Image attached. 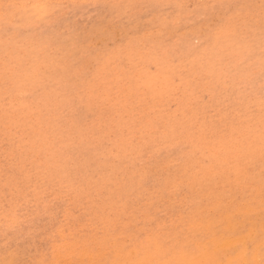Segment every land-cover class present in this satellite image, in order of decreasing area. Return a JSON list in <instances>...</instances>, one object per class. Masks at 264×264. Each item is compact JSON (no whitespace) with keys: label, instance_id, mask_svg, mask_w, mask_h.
Instances as JSON below:
<instances>
[{"label":"rangeland","instance_id":"obj_1","mask_svg":"<svg viewBox=\"0 0 264 264\" xmlns=\"http://www.w3.org/2000/svg\"><path fill=\"white\" fill-rule=\"evenodd\" d=\"M30 1L32 0H25V1L0 0L1 3L0 12L2 13L5 5L19 6L20 4L22 5L24 3L26 4L27 2L29 3L27 4V8L24 9V11H17L18 8L21 7V5L11 10L7 26H5L3 22H0V95H1L0 96V114H1L0 130L5 133L4 135L0 131L1 132L0 143H2L0 144L1 146L0 156L2 155L0 157L2 158L0 159V172H1L0 182H3L0 183V192H1L0 193V264L2 263L3 264H42V262L45 261L47 262V264H67V263L84 264L85 262L86 263L88 262L89 257H90V260L88 262L89 264L91 260H94L95 258L96 259L98 258V260H100L99 262L95 259L97 262L94 260V263L96 264L101 262H103V264H114V262L115 263L118 262V258H116L118 255L120 256V257L118 256L120 258L119 262H121L122 264H127V262L128 264H131L132 261L130 262L127 261V257H130L129 259L133 260V258L136 256V253H138L137 257L139 259L140 258L142 259L143 256L141 255L144 253L143 251L145 249H146L145 252H149V254L155 252V249L151 251L147 250L148 247L144 245L148 243L149 239L153 240L154 238L159 236H161L159 238L164 237L163 240L168 243L167 244L168 248H170V246L171 248H174V246L176 245V248L172 250L176 252L178 251L177 253L176 252L172 253L171 251H167L166 253L161 252L162 254L165 253L164 254L165 261L168 260V262L170 261L169 262L170 264H173L174 261H176L178 258L180 259L182 258L181 260L179 259L180 261L179 260L177 261L179 263L180 262L182 263L183 261H185L184 256H186L185 259L188 261L190 260V258H193V256L194 258L200 257V254H202L204 251L203 249H205L204 245L207 246L208 249L207 252L209 254L215 253L216 250L218 249H216L215 247L216 250H214L213 246L215 245H213L214 244L213 241L210 240V238L214 235H216L217 238L214 236V238L211 239L219 240L218 241L219 243L223 242L225 237L230 238L231 236L235 238L237 237L238 240L242 239L239 242L240 245L244 244L241 243L243 240H244L243 242L247 241L245 243L246 244L245 246H247L245 250V257L248 259V261L251 263L255 255L258 256L260 262L264 260V256H263L264 253L261 252V242H260L263 240L262 242L264 243V237H263L264 236V183H262L264 182V141H262L264 140V135H262L261 133V131L264 132V123L260 122L262 121V117H264L263 116L264 114H262L261 111V103H262V98H264V96H260V95H264V82H263L264 74H262L261 72L262 71L261 29L262 27H264V22H262V18H264V9L261 8L262 0H218L219 2L217 0H195V1L194 0H190V1L189 0H145V1L144 0H105V1L104 0H87V1L61 0L62 2L60 0H34L35 2L39 1V3H47L49 5L54 6L47 10V16L44 18L34 16L35 10L31 8L32 2ZM75 1L77 3H75ZM78 1L80 2L78 3ZM184 7H186V10ZM246 16H248V18ZM130 18L131 20H129ZM229 27H231L232 29ZM182 30H184L185 32ZM232 33H234V35L231 36ZM225 34L231 39L229 44L227 43L224 47H222L221 37ZM194 39H196L197 41ZM140 51L142 53H140ZM177 51L178 52L180 51L179 52L180 54H177L176 53ZM228 52L230 53L228 54ZM131 53L134 55H132ZM249 53H251V55H249ZM127 54L130 55L128 56ZM139 54H141V56ZM97 55H99V57ZM123 55H126L124 59L125 60L127 59L126 62L128 63H125L124 59L122 60ZM94 60L96 63H94ZM113 61L114 62L117 61V62L114 63ZM130 64L132 68L130 67ZM138 64L141 66H139ZM98 66H101L102 68ZM113 66H117L116 67L117 70ZM120 67H122L121 70H119ZM133 67L135 69H133ZM140 67L146 70L141 69ZM170 67L173 69H171ZM196 68L199 69L196 71ZM126 69L127 71L125 72ZM136 69L139 70L137 71ZM181 69H183V71ZM131 70L134 71L132 72ZM104 71L107 73H105ZM109 71L111 72L114 71V72H112L111 74V72ZM115 71L118 74L117 76ZM118 71L122 73L119 74ZM130 71L131 74L129 73ZM139 71L140 74H138ZM127 72L131 76H129ZM241 72L243 74H240ZM108 73L110 74V76L107 75ZM97 74L100 77H97ZM122 74H124V76ZM127 75L129 77H127ZM87 76L88 79H85V77L87 78ZM89 76L92 79H90ZM107 76H109L108 77L109 80L107 79ZM141 76L144 78H142ZM172 76L174 79L172 78ZM110 77L112 80L110 79ZM103 78H105V80H107L108 82L107 81L103 82L104 81ZM92 80H95L94 82L95 83L98 82V83L95 84ZM115 80L117 83L114 82ZM110 82L112 83L110 84ZM193 82L195 83L193 84ZM261 82H263V84ZM147 84H150L149 85L150 87H148ZM93 85L95 86L93 87ZM134 85L137 88H135ZM257 85L258 86L261 85L259 86L260 88ZM94 88H96V90H92ZM138 88L142 90H139ZM181 89L184 90L181 91ZM128 90L132 92L130 93V96ZM138 90L141 95L139 93L138 95L136 94ZM209 91L211 94L207 95ZM246 91L248 92V94H246L247 93ZM260 91H262V93ZM142 92L145 93L143 94ZM174 93L176 94L174 95ZM14 96L20 99H17ZM123 96H128V98L126 97L127 98L126 102L128 103V101H130L129 104H126V102H124L125 98ZM12 97L14 99H11ZM138 97L139 99H137ZM146 97L149 98L146 99ZM132 98L135 99V102H132L134 101ZM174 98H176L178 102L175 99V103H174L173 100ZM130 99H132V101ZM119 100H123V101H119ZM120 102L125 104H121ZM136 104L138 105L137 107H135ZM153 105L155 107L157 105L160 106V107L157 106L158 111L154 110L157 107L155 108ZM216 105L217 106L220 105V106L217 107ZM229 105L231 106L232 111L230 110V108L228 109ZM238 105L239 106L241 105V108L238 107ZM244 105L245 107L247 106V108H244ZM187 106L189 109H187ZM213 106L216 108H213ZM250 106H252V108H250ZM18 107L20 108V110L21 108H23L22 109L23 111L21 110L22 113H20ZM185 108L187 109L188 114L186 111L183 112ZM248 108L250 110L249 112L247 111ZM150 109L154 110V111L152 110L153 114H151V112L149 113V111H151ZM164 109L166 111H164ZM181 109H183L182 113H181ZM204 109L206 110L208 109V110L206 111ZM244 109H247L246 110L247 112ZM176 110H178V112ZM190 110L191 112H189ZM169 111H172V114ZM211 112H213L214 114L213 113L211 114ZM254 112L257 114H255ZM2 113H4V115ZM161 113L162 115H160ZM202 114H204V116H202ZM208 114L210 116H207ZM233 114H234V119L232 117ZM237 114H239V116ZM250 114H252L253 116L256 115L257 118L254 117V119H252L253 116ZM22 115L24 118H22ZM223 115L225 118L223 117ZM218 116H220V118H218ZM3 117H5L4 120H2ZM207 117L208 118L210 117L209 121L207 120ZM231 117L234 121L231 119ZM10 118L11 120L12 119L13 120L10 121ZM15 118L18 119L16 120ZM169 118H171V120H175L174 123L171 121L173 123V124L171 123L172 125L170 124ZM189 118L193 119L192 120L193 124L191 120H189ZM239 119L241 120V122ZM22 120H24L27 123H25ZM194 120H196V122ZM200 120L202 121L199 122ZM254 120H256L255 123ZM19 121L24 123L22 124ZM30 121L32 122V124H30L31 123ZM232 121L234 122V125ZM13 122L17 124L19 123V125L15 124L14 127ZM187 122L189 123L190 126L194 125L195 128H198L197 129L198 131L194 129L193 126L191 128L190 127L188 128L187 126L189 125ZM207 122L214 124V125H210L208 123L209 127L212 126L214 128V126H217L216 127L217 129L214 128V132H213L212 127L210 128L208 127L209 129L206 128ZM229 122H232V125ZM2 123L3 125L4 123L10 125L9 128H7L8 126L6 124H5L6 126H2ZM200 123L202 125H200ZM235 123L237 127L235 126ZM26 124L28 125L26 126ZM40 124H42V126ZM195 124L198 125L199 127L196 126ZM253 124L258 125V127L254 126ZM242 125L243 127H241ZM251 125H253L255 128L253 126L252 128ZM223 126L227 130H225L224 128L220 129ZM12 127L15 128V129L13 128L15 132L12 129ZM35 127H38L37 130ZM201 128L204 131H202ZM246 128L250 130H247ZM251 128L253 130H251ZM184 129L186 131H184ZM234 129L235 131H233ZM238 129H240V131H238ZM5 131L8 134H6ZM196 131L200 133L199 136ZM231 131L234 133V135ZM184 132L186 136L188 135V137L184 136ZM238 132L239 134L240 133L241 134L239 135ZM242 132L246 137L243 136ZM213 133L215 134V136L212 135ZM254 133H256L255 135L258 134L259 135L255 136ZM12 134L14 135L13 138L15 140H13V138H10V136L12 137ZM180 134H182L183 136ZM206 134L208 135L206 136ZM177 135H179V137H177ZM200 136H202L201 140L199 138ZM239 136H243V137L239 138ZM211 137L213 140L211 139ZM234 137H236L235 140H238V142L234 141ZM173 138L175 141L173 140ZM179 138L181 140L183 139L184 140L181 141ZM197 138H199L198 141ZM177 139H179L178 141L180 144L178 143V141H176ZM250 139L252 140L250 141ZM164 140L166 142H164ZM205 141L207 142L205 143ZM163 142L165 143L164 145ZM214 143L216 147L217 146L219 147V149L217 147L216 150H214L215 149L213 148ZM201 144L203 145L201 146ZM247 149L249 150L247 151ZM218 150L220 151L219 153ZM221 150H223V154L221 153L222 152ZM9 153L13 154L14 157H12V155L10 156ZM122 153L124 155H122ZM237 158H240V160ZM148 166H150L151 169H149ZM157 168L159 169L162 168L163 170L161 169L162 170L161 171L158 170ZM182 168H183V173H182L183 175L181 174L182 170H180ZM188 168H192V169L189 170ZM145 169H147L148 171H146ZM30 171L32 174L30 173ZM26 172L27 175H29V178L26 175ZM155 172H157L156 175ZM158 172L160 173L158 174ZM179 173L181 176L179 175ZM15 174L19 179L16 177ZM141 175L145 177L146 179L145 182H143L144 179L143 177L141 178ZM153 175L156 177H153ZM177 175L179 178L176 177ZM4 177L8 178L7 180L10 182L9 184L8 183L5 184L6 179ZM9 178L12 179L10 180ZM33 178H35L37 181ZM140 178L143 181H141ZM154 178L155 180H153ZM191 178L194 179L195 181L192 180ZM26 179L29 180L26 181ZM148 180L149 183L147 182ZM151 180L153 181L154 186H152ZM135 181L138 182L139 184L138 183L136 184ZM169 181L171 182L173 181L172 182L173 184ZM190 181H191V186L193 185V187L195 186V188L193 187L191 188ZM202 181L205 184H203ZM223 181L225 182V185ZM11 182L12 183L14 182L13 186H10V184L12 185ZM35 182L37 183L36 185ZM194 182L197 183L198 186L201 185L200 187L202 191L201 189H199L198 186H196L197 184L195 185ZM158 183H160V185ZM177 184L179 189L175 188L177 187ZM206 185H209V187ZM140 186H142L143 188L142 187L140 188ZM196 189L198 190V192ZM212 189H214L215 191ZM96 190L98 191L96 192ZM210 190H212L213 192ZM125 191L129 194H126ZM15 192H17V194ZM165 192L168 194H166ZM181 193L186 196H183ZM204 193L206 196L204 195ZM117 194L119 195V197ZM137 194L138 197H136ZM161 194L163 197H159L161 196ZM12 195L14 197H12ZM22 195H24L23 198ZM91 195H93L94 197L96 196L95 200L91 199L93 197ZM171 196L174 198H172ZM157 197H159L160 199L158 200ZM123 198H125L126 200L128 198L129 199L126 201ZM131 198L132 200L130 201ZM144 198L146 199V202L144 201L145 200ZM231 198L233 199V201H231ZM189 199H192L191 200L192 202L189 201ZM260 199L262 200V202L260 201ZM148 201L152 203L151 207H149L150 208L149 210L146 209L148 208V205H150L148 204ZM183 201L184 203H182ZM193 201H195L194 204H192ZM110 202L113 203L118 202V203H116L117 205L115 203L114 204L111 203L110 206ZM144 203L147 205H145ZM177 203L180 204V207H178L179 204ZM87 204H89L90 206ZM118 204L120 205L118 206ZM122 204H124L127 208ZM141 204L145 206L142 207ZM244 206L246 207L248 206V208L251 207V210L250 208L249 209L247 208L248 210H250V211L247 210L248 211L247 212ZM65 207L70 209V211L68 209H65ZM117 207L118 209H116ZM121 207L123 208L120 210ZM153 207L155 209H153ZM39 208L42 210V212L43 210L44 211H46V209L48 210L45 213L43 212L44 214H42ZM81 208L83 210H81ZM97 208L100 210H98ZM242 208H244L245 210H243ZM95 209L97 210L95 211ZM140 209L144 210V212L141 210L140 213ZM241 209L243 210V212ZM146 210L147 212L145 213ZM153 210L154 211L156 210L157 212L156 211L154 212ZM166 210H168L169 212ZM64 211H67L66 214L69 215V217H67V215L64 214L65 213ZM100 211L101 214H98L100 213ZM102 211L107 213L104 212L102 213ZM137 211L139 212V214ZM35 212H37L38 214ZM91 212H95V213L93 214ZM108 213L110 215H107ZM117 213L120 214L118 215ZM35 214L37 215L34 216ZM45 214L46 216H44ZM70 214H73L74 216L71 215L72 216L71 217ZM125 214H127V217H125L126 216ZM143 214L145 216H143ZM163 214L164 217H162ZM15 215L17 219L15 218ZM117 215L118 218L115 219ZM224 215L227 216V217L225 216V219L222 218ZM30 216H32L33 218ZM113 216L115 218H113ZM122 216H124L125 218H123ZM198 216L199 218H197ZM36 217L37 219H34ZM74 217L76 220L73 219ZM147 217L150 218L149 221ZM207 217H208V222L211 221L209 225L206 224ZM30 218L31 221H29ZM171 218L173 221L170 220ZM242 218L243 221L241 220ZM109 219L112 223L109 222ZM151 219L153 221H151ZM34 220L36 222H34ZM192 220L194 224L201 223L203 225L195 224L196 225L195 226L193 225ZM227 220L229 223L227 222ZM216 222H218L217 225ZM226 222L227 224L230 225V226L227 225L229 226V228L224 226L226 225ZM236 222L240 227L236 224ZM175 223L177 225H175ZM188 223L189 224L192 223V224L187 225ZM5 224L8 226H6ZM129 224H134V225L129 226ZM144 224L146 225L149 224L147 225L149 228L148 227L146 228V225ZM243 224L246 227H244ZM160 225L163 226V228L161 226L162 231L159 230ZM167 225L168 227H166ZM199 225L201 228L200 227L198 228ZM126 226L129 229H127ZM132 226L135 227L133 228ZM150 226L154 227V230ZM208 226L210 228H207ZM260 226L262 227L261 229ZM123 227H126L125 228L126 232ZM170 227L172 231L170 230ZM95 228L98 229L96 230ZM136 228L137 230L134 231V229ZM148 229L151 230V232ZM157 229L162 233H160ZM195 229L198 232L195 231ZM209 229L213 231L212 235L209 234L211 232ZM227 229H231V231L230 230L227 231ZM247 229L248 232H246ZM251 229L253 231H251ZM189 230L192 232V234L194 233V235H192L194 237L192 236L189 237L191 234ZM224 230L227 232L228 235L226 234L225 236L224 234H222V233H226ZM58 231L61 233H58ZM117 231L118 233H116ZM139 231L141 232L139 233ZM143 231H145L146 233ZM152 231L154 233L156 232L155 234L157 235H155ZM165 231H168L169 233L171 232V234ZM180 231H182L183 233L182 232L180 233ZM207 231H209V233H207ZM229 231L230 233H228ZM106 232H108L107 234H109V236L106 234ZM113 232L116 233L115 235H118V239L117 237H114ZM128 232L130 233L129 237H127L129 235ZM136 232H138L139 234ZM163 232L167 233L168 235ZM174 232H176L177 234H174ZM110 233H112V235H110ZM134 233H136L137 236ZM248 233L250 236L247 235ZM89 234L90 235L92 234L91 237H89L90 236ZM132 234L134 235L131 237ZM147 234L148 236H150L149 238L147 237ZM184 234L186 235V237H184ZM217 234L221 236H218ZM175 235H177V237ZM69 236L72 237L70 238ZM167 236H168V240H167ZM195 236H197L196 239ZM251 236H253L252 239L249 238ZM104 237H106L105 240H103ZM146 237L148 239L146 240V242H144ZM169 237L171 238V241L174 240V242L172 241L171 243ZM218 237L219 238L221 237V239H219ZM232 237L229 240L231 239L235 240ZM246 237L247 239H244ZM114 238L117 241H119V243H117V241ZM120 238L123 240L127 239L129 242L125 240L126 242L125 243ZM129 238L130 239L133 238V239L129 240ZM192 238L194 239L192 240ZM248 238L251 240H249ZM107 239L108 242L113 239L112 240L113 242L110 241L109 244L108 242H106ZM180 239L183 244L187 240L188 242H186V244L188 243V245L183 246L182 244L181 247ZM205 239L206 240L208 239L207 240L208 242ZM238 240L235 241L238 243ZM256 240L258 243L256 242ZM65 241L68 242L66 243ZM70 241H73L71 242L72 245ZM100 241L102 244L100 243ZM190 241L193 242L191 243ZM198 241L200 242L199 245L201 244V242L203 244V245L201 244L200 248H198L199 245H196L198 244L197 243ZM84 242L87 243L85 244ZM88 242L90 243L88 244ZM131 242H133V244H129ZM177 242L179 243L178 248L176 244ZM237 243L232 249L228 251L222 250L223 251L222 252L220 250L218 251L219 253L218 252L216 253L218 262H220L219 264H226L230 256L237 257L238 252H241L243 250L242 247ZM57 244L61 246H58ZM63 244H65L66 246L65 245L62 246ZM103 244H104L103 246L104 248L107 246L105 249H102L101 245ZM111 244H113L114 246H112ZM123 244H125V247L123 246ZM259 244L260 246H258ZM141 245H143L144 247ZM57 246L59 249L57 248ZM73 246L74 248H76V246L79 247L74 251V249L72 248ZM100 246L101 249L100 248L98 249V247ZM121 246L124 251L122 250L119 251V249H121ZM53 247H55V249H53ZM67 247H69L70 249L72 248L71 253L74 256L72 254H68L69 248L67 249ZM109 247H111V249L113 248L114 251H111ZM115 247L116 248L118 247V250L114 249ZM141 247H143L142 251H140V249H142ZM254 247H256V250H258L257 253ZM81 248L84 250L86 248L87 249L84 252L82 251ZM132 248H137V250L135 249L133 250ZM60 249H62V251ZM88 249L90 251L87 252ZM200 249H202V251ZM79 250L84 254H80V252H77ZM106 250L107 252H105ZM183 250H186V252ZM121 251L123 256L126 258V260H124L123 256L121 255ZM179 251H181V253ZM187 251L189 254L191 252V256L187 255ZM54 252L56 254L53 255ZM65 252L68 258H71L72 255L71 260L70 259L68 260ZM96 252L98 253L97 255L94 254ZM221 252L222 254H220ZM86 253H90L91 255ZM105 253L108 254L106 255ZM182 253H185L186 255L185 254L183 255ZM85 254L89 256L87 259L85 258L87 257L85 256ZM112 254L116 255V257L115 256L113 257ZM132 254L135 255L133 256ZM173 254L176 257H174ZM195 254L198 255L195 256ZM226 255H228L229 257L227 258ZM91 256H93L94 259L91 258ZM168 256L170 258L171 257L173 258L170 259ZM99 257L101 259H99ZM103 257L105 258L103 259ZM56 258L59 263L57 262ZM76 258L79 259L77 260ZM66 259L68 260V262H65ZM113 259L114 262L111 263ZM121 259L123 261H121ZM134 261L135 260H133V262ZM91 263L93 264V262Z\"/></svg>","mask_w":264,"mask_h":264},{"label":"bare ground","instance_id":"obj_2","mask_svg":"<svg viewBox=\"0 0 264 264\" xmlns=\"http://www.w3.org/2000/svg\"><path fill=\"white\" fill-rule=\"evenodd\" d=\"M4 1H5V0H4ZM10 1H11V0H10ZM24 1H25V0H24ZM60 1H61V0H60ZM86 1H87V0H86ZM86 1H85V2H86ZM104 1H105V0H104ZM144 1H145V0H144ZM189 1H190V0H189ZM194 1H195V0H194ZM217 1H218V0H217ZM18 2H19V1H18ZM30 2H32V4H34V3H39V1L35 2L34 0H32V1H30ZM51 2H53V1H51ZM61 2H62V1H61ZM65 2H66V1H65ZM79 2H80V1H78V3H79ZM82 2H83V1H82ZM92 2H94V1H92ZM218 2H219V1H218ZM48 3H50V2H48ZM75 3H77V2L75 1ZM83 3H84V2H83ZM177 3H178V2H177ZM183 3H184V1H183ZM193 3H195V2H193ZM193 3H192V5H193ZM197 3H198V2H197ZM203 3H205V2H203ZM0 4H1V3H0ZM27 4H29V3L27 2L26 4H25V3L22 4V5L20 4L21 7L18 8L17 11H24V9L27 8ZM180 4H181V3H180ZM20 5H19V6H20ZM111 5H112V4H111ZM111 5H110V6H111ZM174 5H175V3H174ZM188 5H189V4H188ZM195 5H196V4H195ZM215 5H216V4H215ZM181 6H182V5H181ZM185 6H186V5H185ZM90 7H91V6H90ZM188 7H189V6H188ZM206 7H207V6H206ZM184 8H185V10H186V7H184ZM199 9H200V8H199ZM200 10H201V9H200ZM1 11H2V10H1ZM12 12H13V11H12ZM96 12H97V11H96ZM102 12H103V10H102ZM181 12H182V11H181ZM0 13L2 14V12H0ZM13 13H14V12H13ZM64 13H65V12H64ZM9 16H10V15H9ZM222 16H223V15H222ZM12 17H13V16H12ZM246 17L248 18V16H246ZM246 17H245V18H246ZM250 17H251V16H250ZM186 18H188V17H186ZM241 18H242V17H241ZM251 18H252V17H251ZM11 20H12V19H11ZM74 20H75V19H74ZM79 20H80V19H79ZM129 20H131V18H130ZM144 21H145V20H144ZM150 22H151V21H150ZM176 23H177V22H176ZM84 24H85V23H84ZM226 24H227V23H226ZM161 25H162V24H161ZM177 26H178V25H177ZM187 26H188V25H187ZM200 26H201V25H200ZM231 27H232V26H231ZM231 27H229V28H231ZM189 28H190V27H189ZM181 29H182V28H181ZM190 29H191V28H190ZM201 29H202V28H201ZM226 29H227V28H226ZM231 29H232V28H231ZM156 30H157V29H156ZM161 30H162V29H161ZM202 30H203V29H202ZM234 30H235V29H234ZM145 31H146V30H145ZM152 31H153V30H152ZM182 31H184V30H182ZM235 31H236V30H235ZM137 32H138V31H137ZM137 32H136V33H137ZM159 32H160V30H159ZM184 32H185V31H184ZM137 34H138V33H137ZM144 34H146V33H144ZM156 34H157V33H156ZM156 34H155V35H156ZM172 34H173V31H172ZM186 35H187V34H186ZM232 35H234V33H232L231 36H232ZM245 35H246V34H245ZM248 35H249V33H248ZM250 35H253V34H250ZM172 36H173V35H172ZM173 38H174V37H173ZM173 38H172V39H173ZM221 38H222V41H221V45H222V47H224L227 43L229 44L230 39H231L230 37L226 36V34L223 35ZM90 40H91V39H90ZM123 40H124V39H123ZM194 40H196V39H194ZM196 41H197V40H196ZM116 42H117V41H116ZM121 42H122V41H121ZM246 42H248V41H246ZM114 43H115V42H114ZM167 43H168V42H167ZM234 43H235V40H234ZM175 44H176V43H175ZM97 45H98V44H97ZM113 45H114V44H113ZM195 45H196V44H195ZM140 46H141V45H140ZM192 46H193V45H192ZM123 47H124V46H123ZM127 47H128V46H127ZM108 49H109V48H108ZM157 49H158V48H157ZM102 51H103V50H102ZM172 51H173V50H172ZM114 52H115V51H114ZM179 52H180V51H179ZM179 52L177 51L176 53H177V54H180ZM140 53H142V52L140 51ZM173 53H175V52H173ZM229 53H230V52H228V54H229ZM97 54H99V53H97ZM131 54H132V53H131ZM127 55L129 56L130 54H127ZM132 55H134V54H132ZM139 55L141 56V54H139ZM173 55H174V54H173ZM187 55H188V54H187ZM259 55H260V54H259ZM97 56L99 57V55H97ZM112 56H113V55H112ZM125 56H126V55H123V56H122V57H123L122 60L124 59ZM135 56H138V55H135ZM200 56H201V55H200ZM106 57H107V56H106ZM106 57H105V58H106ZM169 57H171V56H169ZM103 58H104V57H103ZM126 58H127V57H126ZM129 58H130V57H129ZM3 59H4V58H3ZM3 59H2V60H3ZM180 59H181V58H180ZM197 59H199V58H197ZM201 59H202V58H201ZM96 60H97V58H96ZM105 60H107V59H105ZM124 60H125V59H124ZM126 60H127V59H126ZM126 60H125V63H128V62H126ZM183 60H184V59H183ZM203 60H204V59H203ZM100 61H101V60H100ZM142 61H143V60H142ZM181 61H182V60H181ZM92 62H93V61H92ZM97 62H98V61H97ZM108 62H109V61H108ZM113 62H114V61H113ZM115 62H117V61H115ZM115 62H114V63H115ZM121 62H123V61H121ZM162 62H163V61H162ZM191 62H192V61H191ZM94 63H96L95 60H94ZM104 63H105V62H104ZM118 63H119V62H118ZM140 63H141V61H140ZM169 63H170V62H169ZM97 64H98V63H97ZM110 64H111V62H110ZM119 64H120V63H119ZM131 64H132V63H131ZM131 64H130V67H131ZM143 64H144V63H143ZM54 65H55V64H54ZM113 65H115V64H113ZM136 65H137V64H136ZM136 65H135V67H136ZM138 65H139V64H138ZM158 65H159V64H158ZM180 65H181V64H180ZM186 65H187V64H186ZM193 65H194V64H193ZM46 66H47V65H46ZM102 66H103V65H102ZM111 66H112V65H111ZM117 66H118V64H117ZM117 66H113V67L116 68ZM139 66H141V65H139ZM170 66H171V64H170ZM190 66H191V64H190ZM204 66H205V65H204ZM98 67H101V66H98ZM113 67H112V69H113ZM126 67H127V66H126ZM130 67H129V68H130ZM146 67H147V66H146ZM208 67H210V66H208ZM237 67H238V66H237ZM13 68H15V67H13ZM101 68H102V67H101ZM109 68H110V67H109ZM115 68H114V69H115ZM121 68H122V67H120L119 70H121ZM131 68H132V67H131ZM137 68H138V67H137ZM140 68H141V67H140ZM140 68H139V69H140ZM147 68H148V67H147ZM156 68H157V67H156ZM170 68H171V67H170ZM200 68H201V67H200ZM212 68H213V67H212ZM239 68H240V67H239ZM24 69H25V68H24ZM37 69H38V68H37ZM37 69H36V70H37ZM97 69H98V68H97ZM99 69H100V68H99ZM133 69H135V68L133 67ZM139 69H136V70L138 71ZM141 69H144V68H141ZM171 69H173V68H171ZM171 69H170V70H171ZM198 69H199V68H198ZM198 69L196 68V71H197ZM207 69H208V68H207ZM210 69H211V68H210ZM44 70H45V69H44ZM100 70H101V69H100ZM116 70H117V68H116ZM144 70H146V69H144ZM144 70H142V71H144ZM160 70H161V69H160ZM181 70L183 71V69H181ZM200 70H201V69H200ZM22 71H23V70H22ZM126 71H127V69L125 70V72H126ZM131 71H132V70H131ZM131 71L129 72L130 74H131ZM133 71H134V70H133ZM133 71H132V72H133ZM161 71H162V70H161ZM164 71H165V70H164ZM182 71H181V72H182ZM204 71H205V70H204ZM27 72H28V71H27ZM104 72H105V71H104ZM109 72H111V71H109ZM112 72H114V71H112ZM112 72H111V74H112ZM261 72H262V71H261ZM19 73H20V72H19ZM97 73H98V72H97ZM105 73H107V72H105ZM115 73H116V71H115ZM118 73L121 74L122 72H119V71H118ZM129 73L127 72L128 75H129ZM134 73H135V72H134ZM136 73H138V72H136ZM170 73H171V72H170ZM256 73H257V72H256ZM102 74H103V73H102ZM138 74H140V71H139ZM143 74H144V73H143ZM161 74H162V73H161ZM180 74H181V73H180ZM206 74H207V73H206ZM240 74H243V73L241 72ZM260 74H261V73H260ZM260 74H259V75H260ZM104 75H106V74H104ZM104 75H103V76H104ZM107 75L110 76L109 73H108ZM117 75H118V74L116 73V76H117ZM122 75L124 76V74H122ZM122 75H121V76H122ZM128 75H127V77L131 76V75H129V76H128ZM134 75H135V74H134ZM183 75H184V74H183ZM259 75H258V76H259ZM84 76H85V75H84ZM103 76H102V77H103ZM109 76H107V79H108ZM132 76H133V73H132ZM169 76H170V75H169ZM255 76H256V75H255ZM97 77H100V76H98V74H97ZM111 77H113V76H111ZM111 77H110V79H111ZM118 77H119V76H118ZM141 77H142V76H141ZM141 77H140V78H141ZM153 77H154V76H153ZM174 77H175V76H174ZM247 77H249V76H247ZM89 78L92 79L90 76H89ZM120 78H122V77H120ZM137 78H138V77H137ZM137 78H136V80H137ZM142 78H144V77H142ZM148 78H150V77H148ZM172 78H173V76H172ZM194 78H195V77H194ZM250 78H251V77H250ZM85 79H88V76H87V78L85 77ZM101 79H102V78H101ZM103 79H104L103 82L107 81V80H105V78H103ZM113 79H114V78H113ZM123 79H124V78H123ZM173 79H174V78H173ZM55 80H56V79H55ZM59 80H60V79H59ZM76 80H77V79H76ZM81 80H82V79H81ZM96 80H97V79H96ZM108 80H109V79H108ZM111 80H112V79H111ZM111 80H110V81H111ZM144 80H145V79H144ZM146 80H147V79H146ZM155 80H157V79H155ZM166 80H167V79H166ZM196 80H197V79H196ZM196 80H195V82H196ZM236 80H237V79H236ZM251 80H252V79H251ZM66 81H67V80H66ZM92 81L94 82L95 80H92ZM98 81H99V80H98ZM101 81H102V80H101ZM198 81H199V80H198ZM227 81H228V80H227ZM227 81H226V82H227ZM107 82H108V81H107ZM107 82H106V83H107ZM114 82H116V80H115ZM114 82H113V83H114ZM126 82H127V81H126ZM138 82H139V81H138ZM148 82H149V81H148ZM148 82H147V83H148ZM159 82H160V81H159ZM171 82H172V81H171ZM195 82H193V84H194ZM201 82H202V80H201ZM255 82H256V81H255ZM263 82H264V81H263ZM263 82H261V83L263 84ZM64 83H65V81H64ZM70 83H71V82H70ZM75 83H76V82H75ZM94 83H95V82H94ZM97 83H98V82H96L95 84H97ZM106 83H105V84H106ZM111 83H112V82H110V84H111ZM116 83H117V82H116ZM160 83H161V82H160ZM21 84H22V83H21ZM87 84H88V83H87ZM89 84H90V83H89ZM122 84H123V83H122ZM142 84H143V83H142ZM150 84H151V83H150ZM150 84H147L148 87H150V86H149ZM158 84H159V83H158ZM158 84H155V85H158ZM172 84H173V83H172ZM185 84H186V83H185ZM191 84H192V83H191ZM135 85H136V84H135ZM135 85H134V86H135ZM153 85H154V84H153ZM163 85H164V84H163ZM220 85H221V84H220ZM78 86H79V85H78ZM85 86H86V85H85ZM94 86H95V85H93V87H94ZM96 86H97V85H96ZM134 86H133V87H134ZM144 86H145V85H144ZM161 86H162V85H161ZM161 86H160V87H161ZM184 86H185V85H184ZM186 86H187V85H186ZM196 86H197V85H196ZM234 86H235V85H234ZM241 86H242V85H241ZM257 86H258V85H257ZM259 86H261V85H259ZM259 86H258V87H259ZM74 87H77V86H74ZM80 87H81V85H80ZM90 87H91V86H90ZM123 87H124V85H123ZM127 87H128V86H127ZM127 87H126V88H127ZM130 87H131V86H130ZM173 87H174V86H173ZM179 87H180V86H179ZM228 87H230V86H228ZM65 88H66V87H65ZM65 88H64V89H65ZM96 88H97V87H96ZM96 88H94V89H92V90H96ZM135 88H137V87L135 86ZM156 88H157V87H156ZM185 88H187V87H185ZM185 88H184V89H185ZM240 88H241V87H240ZM248 88H249V86H248ZM259 88H260V87H259ZM17 89H18V88H17ZM89 89H90V88H89ZM130 89H131V88H130ZM130 89H129V90H130ZM138 89H139V88H138ZM162 89H164V88H162ZM184 89H181V91L184 90ZM245 89H247V88H245ZM251 89H252V88H251ZM251 89H250V91H251ZM14 90H15V89H14ZM14 90H13V91H14ZM85 90H86V87H85ZM123 90H124V89H123ZM129 90H128V91H129ZM135 90H136V89H135ZM139 90H142V89H139ZM139 90H138V92L136 93L137 95H138V93H139ZM143 90H144V89H143ZM188 90H189V88H188ZM227 90H228V89H227ZM235 90H236V89H235ZM261 90H262V89H261ZM15 91H16V90H15ZM15 91H14V92H15ZM18 91H19V90H18ZM106 91H107V90H106ZM128 91H126V92H128ZM152 91H153V89H152ZM212 91H213V90H212ZM10 92H11V91H10ZM75 92H76V91H75ZM87 92H88V91H87ZM89 92H90V90H89ZM93 92H94V91H93ZM133 92H134V91H133ZM140 92H141V91H140ZM179 92H180V91H179ZM197 92H198V91H197ZM202 92H203V91H202ZM246 92H247V91H246ZM256 92H257V91H256ZM260 92L262 93V91H260ZM58 93H59V92H58ZM85 93H86V91H85ZM130 93H132V92L129 91V96H130ZM142 93H143V92H142ZM144 93H145V92H144ZM144 93H143V94H144ZM184 93H185V92H184ZM195 93H196V92H195ZM261 93H259V94H261ZM22 94H24V93H22ZM25 94H27V93H25ZM126 94H127V93H126ZM136 94H135V95H136ZM139 94H140V93H139ZM175 94H176V93H174V95H175ZM193 94H194V93H193ZM208 94H211L210 91H209V93H207V95H208ZM246 94H248V92H247ZM257 94H258V93H257ZM11 95H12V93H11ZM74 95H75V94H74ZM132 95H133V94H132ZM135 95H134V96H135ZM140 95H141V94H140ZM146 95H147V94H146ZM149 95H150V94H149ZM154 95H155V94H154ZM170 95H172V94H170ZM194 95H195V94H194ZM197 95H198V94H197ZM242 95H243V93H242ZM0 96H1V95H0ZM202 96H203V95H202ZM216 96H218V95H216ZM216 96H215V97H216ZM234 96H235V95H234ZM239 96H240V95H239ZM257 96H259V95H257ZM260 96H264V95H260ZM14 97H15V96H14ZM67 97H68V96H67ZM91 97H92V96H91ZM123 97L125 98V101H124V102H126L128 96H123ZM126 97H127V98H126ZM131 97H132V96H131ZM131 97H130V98H131ZM158 97H160V96H158ZM162 97H163V96H162ZM197 97H199V96H197ZM208 97H209V96H208ZM15 98H17V97H15ZM141 98H143V97H141ZM148 98H149V97H148ZM148 98L146 97V99H148ZM150 98H151V97H150ZM152 98H153V97H152ZM155 98H156V97H155ZM176 98H177V97H176ZM176 98L173 99V100H174V103H175V99H176ZM192 98H193V97H192ZM192 98H191V99H192ZM8 99H9V96H8ZM11 99H14V98L12 97ZM17 99H20V98H17ZM94 99H95V98H94ZM94 99H93V100H94ZM98 99H99V98H98ZM132 99H133V98H132ZM132 99H130V100L132 101ZM137 99H139V97H138ZM137 99H136V100H137ZM153 99H154V98H153ZM209 99H210V98H209ZM242 99H243V97H242ZM133 100H134V101H132V102H135V99H133ZM176 100H177V99H176ZM185 100H186V99H185ZM202 100H203V98H202ZM214 100H215V99H214ZM226 100H227V99H226ZM251 100H252V98H251ZM119 101H123V100H119ZM157 101H158V100H157ZM157 101H156V102H157ZM159 101H160V100H159ZM199 101H200V100H199ZM212 101H213V100H212ZM247 101H248V100H247ZM253 101H254V100H253ZM11 102H12V101H11ZM18 102H20V101H18ZM39 102H40V101H39ZM101 102H102V101H101ZM129 102H130V101H128V103L126 102V104H129ZM136 102H137V101H136ZM142 102H143V101H142ZM177 102H178V100H177ZM192 102H193V101H192ZM210 102H211V101H210ZM225 102H226V101H225ZM240 102H241V101H240ZM251 102H252V101H251ZM45 103H46V102H45ZM120 103H121V104H125V103H122V102H120ZM139 103H140V102H139ZM196 103H197V102H196ZM207 103H208V102H207ZM217 103H218V101H217ZM246 103H247V102H246ZM246 103H245V104H246ZM248 103H249V102H248ZM98 104H99V103H98ZM101 104H102V103H101ZM105 104H106V103H105ZM118 104H119V103H118ZM140 104H141V103H140ZM158 104H159V103H158ZM186 104H187V103H186ZM192 104H193V103H192ZM192 104H191V105H192ZM194 104H195V102H194ZM239 104H240V103H239ZM242 104H243V103H242ZM250 104H251V103H250ZM1 105H2V103H1ZM10 105H12V104H10ZM159 105H160V104H159ZM159 105H157V106H159ZM188 105H189V104H188ZM220 105H221V104H220ZM220 105H218V106H220ZM233 105H234V104H233ZM247 105H248V104H247ZM33 106H34V105H33ZM46 106H47V105H46ZM46 106H45V107H46ZM107 106H108V105H107ZM137 106H138V105L136 104L135 107H137ZM153 106H154V105H153ZM157 106H156V107H157ZM189 106H190V105H189ZM195 106H196V104H195ZM195 106H194V107H195ZM216 106H217V105H216ZM218 106H217V107H218ZM226 106H227V105H226ZM259 106H260V104H259ZM19 107H20V106H19ZM19 107H18V108H19ZM154 107H155V106H154ZM154 107H153V108H154ZM156 107H155V108H156ZM159 107H160V106H159ZM164 107H165V106H164ZM166 107H167V106H166ZM178 107H179V105H178ZM192 107H193V106H192ZM197 107H198V106H197ZM204 107H205V106H204ZM210 107H211V106H210ZM221 107H223V106H221ZM238 107L241 108V105H240V106L238 105ZM161 108H162V107H161ZM167 108H168V107H167ZM167 108H166V109H167ZM190 108H191V107H190ZM208 108H209V106H208ZM213 108H216V107L213 106ZM219 108H220V107H219ZM225 108H226V107H225ZM225 108H224V109H225ZM229 108H230V110L232 111L230 105H229L228 109H229ZM232 108H233V106H232ZM236 108H237V107H236ZM236 108H234V109H236ZM244 108H247V106L245 107V105H244ZM250 108H252V106H250ZM10 109H11V108H10ZM22 109H23V108H21V110H22ZM146 109H147V108H146ZM157 109H158V107H157L156 109H154V110L156 111ZM170 109H171V108H170ZM177 109H178V108H177ZM179 109H180V108H179ZM187 109H189L188 106H187ZM187 109H186V108H185V110L181 109V113H182V110H183V112H184V111L187 112ZM222 109H223V108H222ZM222 109H221V110H222ZM238 109H239V108H238ZM18 110H20V108H19ZM21 110H20V113H22V111H23V110H22V111H21ZM144 110H145V109H144ZM150 110H151V111H149V113L151 112V114H153L152 112H153L154 110H153V109H150ZM152 110H153V111H152ZM167 110H168V109H167ZM194 110H195V109H194ZM204 110H206V109H204ZM207 110H208V109H207ZM207 110H206V111H207ZM215 110H216V109H215ZM244 110L246 111L247 109H244ZM6 111H7V109H6ZM16 111H17V110H16ZM157 111H158V110H157ZM164 111H166V110L164 109ZM176 111L178 112V110H176ZM199 111H200V110H199ZM206 111H205V112H206ZM213 111H214V110H213ZM218 111H219V110H218ZM228 111H229V110H228ZM247 111H248V112L250 111L249 108H248ZM247 111H246V112H247ZM14 112H15V111H14ZM17 112H18V111H17ZM115 112H116V111H115ZM167 112H168V111H167ZM167 112H166V113H167ZM169 112H171V114H172V111H169ZM173 112H174V110H173ZM189 112H191V110H190ZM208 112H209V111H208ZM223 112H224V111H223ZM226 112H227V111H226ZM246 112H245V113H246ZM11 113H12V112H11ZM35 113H36V112H35ZM162 113H163V112H162ZM162 113H161L160 115H162ZM195 113H196V112H195ZM202 113H204V112H202ZM212 113H213V112H211V114H212ZM229 113H230V112H229ZM231 113H233V112H231ZM254 113H255V112H254ZM254 113H253V115H254ZM2 114L4 115V113H2ZM31 114H32V113H31ZM41 114H42V113H41ZM48 114H50V113H48ZM48 114H47V115H48ZM74 114H75V113H74ZM154 114H155V112H154ZM184 114H185V113H184ZM187 114H188V112H187ZM196 114H197V113H196ZM196 114H195V115H196ZM199 114H200V112H199ZM199 114H198V115H199ZM206 114H207V113H206ZM209 114H210V113H209ZM209 114H208L207 116H210V115H211V114H210V115H209ZM213 114H214V113H213ZM215 114H216V111H215ZM224 114H225V113H224ZM241 114H242V113H241ZM255 114H257V113H255ZM0 115H1V114H0ZM14 115H15V114H14ZM14 115H13V116H14ZM16 115H17V114H16ZM23 115H24V113H23ZM23 115H22V118H24ZM189 115H191V114H189ZM226 115H227V114H226ZM235 115H236V114H235ZM237 115L239 116V114H237ZM247 115H249V114H247ZM250 115H252V114H250ZM253 115H252V116H253ZM49 116H50V115H49ZM49 116H48V117H49ZM51 116H53V115H51ZM166 116H167V115H166ZM192 116H193V115H192ZM202 116H204V114H202ZM202 116H201V117H202ZM212 116H213V115H212ZM220 116H221V114H220ZM220 116H218V118H220ZM263 116H264V115H263ZM6 117H7V114H6ZM8 117H9V116H8ZM20 117H21V116H20ZM20 117H19V118H20ZM119 117H120V115H119ZM158 117H159V116H158ZM214 117H215V116H214ZM223 117H224V115H223ZM232 117H233V119H234V114H233ZM232 117H231V119H232ZM243 117H244V116H243ZM247 117H248V116H247ZM247 117H246V118H247ZM249 117H250V116H249ZM254 117L257 118L256 115L253 116V118H252V117H251V118L254 119ZM160 118H161V117H160ZM191 118H192V117H191ZM196 118H198V117H196ZM204 118H205V117H204ZM204 118H202V119H204ZM224 118H225V117H224ZM229 118H230V117H229ZM238 118H239V117H238ZM4 119H5V117H3L2 120H4ZM6 119H7V118H6ZM15 119H16V118H15ZM17 119H18V118H17ZM17 119H16V120H17ZM169 119H170V124H171L172 122L174 123L175 120H171V118H169ZM183 119H184V118H183ZM209 119H210V117H209V118L207 117V120H208V121H209ZM214 119H215V118H214ZM231 119H230V120H231ZM233 119H232V120H233ZM240 119H241V118H240ZM240 119H239V120H240ZM7 120H8V119H7ZM12 120H13V119H12ZM12 120H11V118H10V121H12ZM19 120H20V119H19ZM45 120H46V119H45ZM184 120H185V119H184ZM184 120H183V121H184ZM189 120H191V122H192V124H193V121H192L193 119H190V118H189ZM196 120H197V119H196ZM196 120H194V121L196 122ZM227 120H228V119H227ZM230 120H229V121H230ZM239 120H238V121H239ZM241 120H242V119H241ZM241 120H240V122H241ZM250 120H251V119H250ZM260 120H261V119H260ZM22 121H24V120H22ZM27 121H28V119H27ZM154 121H155V120H154ZM171 121H172V122H171ZM179 121H180V120H179ZM197 121H198V120H197ZM201 121H202V120H200L199 122H201ZM205 121H206V120H205ZM218 121H219V119H218ZM233 121H234V120H233ZM233 121H232V122H233ZM235 121H236V120H235ZM255 121H256V120H254V123H255ZM2 122H4V121H2ZM5 122H6V120H5ZM14 122H15V121H14ZM14 122H13V125H14V127H15V124H17V123H14ZM19 122H21V121H19ZM24 122H25V121H24ZM24 122H23V123H24ZM30 122H31V121H30ZM48 122H49V121H48ZM85 122H86V121H85ZM203 122H204V121H203ZM224 122H225V121H224ZM232 122H229V123H231V125H232ZM252 122H253V121H252ZM252 122H251V123H252ZM258 122H259V121H258ZM260 122H262V121H260ZM21 123H22V122H21ZM23 123H22V124H23ZM25 123H27V122H25ZM34 123H35V122H34ZM36 123H37V121H36ZM42 123H43V122H42ZM156 123H157V122H156ZM173 123H172V124H173ZM187 123H188V122H187ZM208 123H209L210 125H214V124H213L214 121H213L212 124H211L210 122H207V124H206L207 127H206V128L209 127V126H208ZM219 123H220V122H219ZM242 123H243V122H242ZM249 123H250V122H249ZM0 124H1V121H0ZM5 124H6V123H4V125H3V123H2V126H6V125H7V124H6V125H5ZM8 124H9V123H8ZM30 124H32V122H31ZM30 124H29V125H30ZM38 124H39V123H38ZM145 124H147V123H145ZM172 124H171V125H172ZM185 124H186V123H185ZM185 124H183V125H185ZM196 124H197V123H196ZM196 124H195V125H196ZM239 124H241V123H239ZM17 125H19V123H18ZM27 125H28V124H26V126H27ZM40 125L42 126V124H40ZM40 125H39V126H40ZM186 125H187V124H186ZM188 125H189V123H188ZM200 125H202V124L200 123ZM231 125H229V126H231ZM233 125H234V122H233ZM248 125H250V124H248ZM253 125H254V124H253ZM253 125H251V127H252ZM258 125H259V123H258ZM258 125H254V126H257V127H258ZM2 126H1V127H2ZM7 126H8L7 128H9L10 125H7ZM21 126H22V125H21ZM24 126H25V125H24ZM24 126H23V127H24ZM33 126H34V125H33ZM85 126H86V125H85ZM173 126H175V125H173ZM178 126H179V125H178ZM192 126L194 127V125H192ZM192 126L189 125V126H187V127H188V128H189V127L191 128ZM196 126H198V125H196ZM204 126H205V125H204ZM227 126H228V125H227ZM235 126H236V123H235ZM254 126H253V127H254ZM14 127H12V129H13ZM187 127H186V129H187ZM198 127H199V126H198ZM210 127H212V126H210ZM210 127H209V128H210ZM216 127H217V126H214V128H216ZM236 127H237V126H236ZM236 127H235V128H236ZM239 127H240V125H239ZM239 127H238V128H239ZM241 127H243V125H242ZM246 127H247V126H246ZM253 127H252V128H253ZM2 128H3V127H2ZM2 128H1V129H2ZM17 128H18V127H17ZM24 128H25V127H24ZM24 128H23V129H24ZM27 128H28V127H27ZM35 128H36V130H37L38 127H35ZM176 128H177V126H176ZM204 128H205V127H204ZM204 128H203V129H204ZM206 128H205V129H206ZM209 128H208V129H209ZM212 128H213V127H212ZM214 128H213V132H214ZM223 128H224V126H223L222 128H220V129H223ZM227 128H228V127H227ZM230 128H232V127H230ZM252 128H251V130H253ZM254 128H255V127H254ZM14 129H15V128H14ZM14 129H13V130H14ZM194 129L197 130L198 128H195V127H194ZM208 129H207V130H208ZM216 129H217V128H216ZM216 129H215V130H216ZM224 129H225V128H224ZM243 129H244V128H243ZM246 129H247V128H246ZM5 130H6V129H5ZM16 130H17V129H16ZM18 130H20V129H18ZM123 130H124V129H123ZM166 130H167V129H166ZM192 130H193V128H192ZM199 130H200V129H199ZM201 130H202V128H201ZM211 130H212V129H211ZM225 130H227V129H225ZM247 130H250V129H247ZM0 131H1V130H0ZM6 131H7V130H6ZM6 131H5V132H6ZM8 131H9V130H8ZM11 131H12V130H11ZM30 131H31V130H30ZM168 131H169V129H168ZM175 131H178V130H175ZM184 131H186V130L184 129ZM197 131H198V130H197ZM197 131H196V132H197ZM202 131H204V130H202ZM220 131H221V130H220ZM228 131H229V130H228ZM233 131H235V129H234ZM238 131H240V129H238ZM241 131H242V130H241ZM258 131H259V130H258ZM1 132H2V131H1ZM1 132H0V134H1ZM14 132H15V130H14ZM124 132H125V131H124ZM147 132H148V131H147ZM200 132H201V131H200ZM207 132H208V131H207ZM222 132H223V131H222ZM231 132H232V131H231ZM231 132H230V133H231ZM251 132H252V131H251ZM2 133L5 135L4 132H2ZM28 133H30V132H28ZM88 133H89V131H88ZM201 133H202V132H201ZM204 133H205V132H204ZM204 133H203V134H204ZM209 133H210V130H209ZM209 133H208V134H209ZM215 133H216V132H215ZM223 133H224V132H223ZM232 133H233V132H232ZM242 133H243V132H242ZM245 133H246V132H245ZM261 133H262V131H261ZM6 134H8V133L6 132ZM13 134H14V133H13ZM13 134H12V137L10 136V138H13V136H14ZM19 134H20V133H19ZM21 134H22V133H21ZM61 134H62V132H61ZM97 134H98V133H97ZM123 134H124V133H123ZM136 134H137V133H136ZM192 134H194V133H192ZM197 134H198V136H199L200 133L197 132ZM197 134H196V135H197ZM203 134H202V135H203ZM208 134H206V136H207ZM216 134H217V133H216ZM220 134H221V133H220ZM238 134H239V132H238ZM240 134H241V133H240ZM240 134H239V135H240ZM255 134H256V133H254V135H255ZM17 135H18V134H17ZM89 135H91V134H89ZM173 135H174V134H173ZM180 135H182V134H180ZM212 135L215 136L214 133H213ZM233 135H234V133H233ZM249 135H251V134H249ZM254 135H253V136H254ZM258 135H259V134H258ZM258 135H255V136H258ZM1 136H3V135H1ZM39 136H40V135H39ZM57 136H58V135H57ZM138 136H140V135H138ZM143 136H144V135H143ZM168 136H170V135H168ZM182 136H183V135H182ZM184 136H186V135H185V132H184ZM191 136H192V135H191ZM191 136H190V137H191ZM194 136H195V135H194ZM221 136H222V135H221ZM243 136H245L244 133H243ZM243 136H239V138H240V137H243ZM4 137H5V136H4ZM17 137H18V136H17ZM49 137H50V136H49ZM141 137H142V136H141ZM177 137H179V135H177ZM186 137H188V135H187ZM195 137H196V136H195ZM204 137H205V136H204ZM222 137H223V136H222ZM222 137H221V138H222ZM236 137H237V136H236ZM236 137H234V141H237V142H238V140H235ZM245 137H246V136H245ZM262 137H263V136H262ZM2 138H3V137H2ZM6 138H9V137H6ZM28 138H29V137H28ZM33 138H34V137H33ZM171 138H172V135H171ZM199 138H200V140H201L202 136H200ZM199 138H197V141H198ZM221 138H218V139H221ZM227 138H229V137H227ZM231 138H233V137H231ZM250 138H251V137H250ZM252 138H253V137H252ZM257 138H258V137H257ZM30 139H31V138H30ZM169 139H170V138H169ZM169 139H168V140H169ZM175 139H176V138H175ZM179 139H180V138H179ZM179 139H177L176 141H178ZM182 139H183V138H182ZM187 139H188V138H187ZM189 139H190V138H189ZM192 139H193V138H192ZM195 139H196V138H195ZM211 139H212V137H211ZM225 139H226V138H225ZM241 139H242V138H241ZM241 139H240V140H241ZM7 140H8V139H7ZM13 140H15V139L13 138ZM22 140H23V139H22ZM32 140H33V139H32ZM165 140H166V139H165ZM165 140H164V142H166ZM170 140H171V139H170ZM173 140H174V138H173ZM180 140H181V139H180ZM183 140H184V139H183ZM183 140H181V141H183ZM202 140H203V139H202ZM204 140H205V139H204ZM206 140H207V139H206ZM212 140H213V139H212ZM242 140H243V139H242ZM244 140H245V139H244ZM251 140H252V139H250V141H251ZM11 141H12V140H11ZM27 141H28V140H27ZM76 141H77V140H76ZM147 141H148V140H147ZM171 141H172V140H171ZM174 141H175V140H174ZM174 141H173V142H174ZM181 141H180V142H181ZM187 141H188V140H187ZM191 141H192V140H191ZM219 141H220V140H219ZM224 141H225V140H224ZM226 141H227V140H226ZM232 141H233V140H232ZM262 141H264V140H262ZM0 142H1V141H0ZM2 142H3V140H2ZM9 142H10V140H9ZM23 142H24V141H23ZM33 142H34V141H33ZM36 142H37V140H36ZM164 142H163V145L165 144ZM200 142H201V141H200ZM200 142H199V143H200ZM203 142H204V141H203ZM206 142H207V141H205V143H206ZM213 142H214V141H213ZM15 143H16V142H15ZM55 143H56V142H55ZM116 143H117V142H116ZM158 143H159V142H158ZM178 143H179V141H178ZM205 143H204V146H205ZM228 143H229V142H228ZM243 143H244V142H243ZM0 144H2V143H0ZM9 144H10V143H9ZM101 144H102V143H101ZM136 144H137V143H136ZM166 144H167V143H166ZM171 144H172V142H171ZM179 144H180V143H179ZM218 144H220V143H218ZM222 144H223V143H222ZM250 144H251V143H250ZM11 145H12V144H11ZM21 145H22V144H21ZM35 145H36V144H35ZM160 145H161V144H160ZM202 145H203V144H201V146H202ZM225 145H226V144H225ZM228 145H229V144H228ZM234 145H235V144H234ZM239 145H240V143H239ZM8 146H10V145H8ZM24 146H25V145H24ZM166 146H167V145H166ZM197 146H198V145H197ZM197 146H196V147H197ZM204 146H203V147H204ZM221 146H222V145H221ZM252 146H254V145H252ZM0 147H1V146H0ZM38 147H39V146H38ZM41 147H42V146H41ZM49 147H50V146H49ZM176 147H177V146H176ZM190 147H192V146H190ZM194 147H195V146H194ZM194 147H193V148H194ZM208 147H209V146H208ZM208 147H207V148H208ZM212 147H213V146H212ZM217 147H218V146H217ZM217 147L215 146V143H214V147H213V148H215L214 150H216ZM250 147H251V146H250ZM9 148H10V147H9ZM9 148H8V150H9ZM34 148H35V147H34ZM50 148H51V147H50ZM116 148H117V147H116ZM210 148H211V147H210ZM221 148H222V147H221ZM221 148H220V149H221ZM244 148H245V147H244ZM19 149H20V148H19ZM44 149H45V148H44ZM119 149H120V148H119ZM121 149H122V148H121ZM123 149H124V148H123ZM131 149H132V148H131ZM131 149H130V150H131ZM183 149H184V148H183ZM218 149H219V147H218ZM242 149H243V148H242ZM104 150H105V149H104ZM112 150H113V149H112ZM211 150H213V149H211ZM236 150H237V149H236ZM248 150H249V149H247V151H248ZM17 151H18V150H17ZM17 151H16V152H17ZM51 151H52V150H51ZM221 151H222L221 153L223 154V150H221ZM224 151H225V150H224ZM228 151H229V150H228ZM245 151H246V150H245ZM251 151H252V150H251ZM117 152H118V151H117ZM126 152H127V151H126ZM128 152H129V151H128ZM211 152H213V151H211ZM219 152H220V151L218 150V153H219ZM0 153H1V152H0ZM11 153H12V151H11ZM11 153H9L10 156L12 155V157H14L13 154H11ZM45 153H46V152H45ZM132 153H133V151H132ZM147 153H148V152H147ZM224 153H225V152H224ZM4 154H5V153H4ZM112 154H113V153H112ZM203 154H204V152H203ZM211 154H213V153H211ZM239 154H240V153H239ZM243 154H244V153H243ZM15 155H16V154H15ZM17 155H18V153H17ZM122 155H124V154L122 153ZM174 155H175V154H174ZM250 155H251V154H250ZM1 156H2V155H1ZM1 156H0V157H1ZM8 156H9V155H8ZM33 156H34V155H33ZM144 156H145V155H144ZM67 157H68V156H67ZM153 157H154V156H153ZM161 157H162V156H161ZM165 157H166V156H165ZM165 157H164V158H165ZM168 157H169V156H168ZM183 157H184V156H183ZM224 157H225V156H224ZM238 157H239V156H238ZM19 158H20V157H19ZM68 158H69V157H68ZM141 158H142V157H141ZM156 158H157V157H156ZM177 158H178V157H177ZM240 158H241V157H240ZM240 158H237V159L240 160ZM0 159H2V158H0ZM5 159H6V158H5ZM79 159H80V158H79ZM121 159H122V158H121ZM143 159H144V158H143ZM181 159H182V158H181ZM185 159H186V158H185ZM231 159H232V158H231ZM234 159H235V158H234ZM59 160H60V159H59ZM127 160H128V159H127ZM165 160H166V159H165ZM235 160H236V159H235ZM6 161H7V160H6ZM156 161H157V160H156ZM156 161H155V162H156ZM171 161H172V160H171ZM257 161H258V160H257ZM260 161H261V160H260ZM157 162H158V161H157ZM186 162H187V161H186ZM186 162H185V163H186ZM261 162H262V161H261ZM261 162H260V163H261ZM21 163H22V162H21ZM27 163H28V162H27ZM11 164H12V163H11ZM11 164H10V165H11ZM17 164H18V163H17ZM25 164H26V163H25ZM30 164H31V163H30ZM159 164H160V163H159ZM196 164H197V163H196ZM196 164H195V165H196ZM238 164H239V163H238ZM251 164H252V163H251ZM6 165H7V164H6ZM153 165H154V163H153ZM166 165H167V164H166ZM175 165H176V164H175ZM192 165H194V164H192ZM258 165H259V164H258ZM13 166H14V165H13ZM13 166H12V167H13ZM24 166H25V165H24ZM53 166H54V165H53ZM59 166H60V165H59ZM163 166H164V165H163ZM197 166H198V165H197ZM1 167H2V166H1ZM6 167H7V166H6ZM8 167H9V166H8ZM10 167H11V166H10ZM17 167H18V166H17ZM33 167H34V166H33ZM160 167H161V166H160ZM165 167H167V166H165ZM169 167H170V166H169ZM185 167H187V166H185ZM188 167H189V166H188ZM198 167H199V166H198ZM221 167H222V166H221ZM4 168H5V167H4ZM34 168H35V167H34ZM73 168H74V167H73ZM129 168H130V167H129ZM135 168H136V167H135ZM143 168H146V167H143ZM148 168L151 169L150 166H148ZM162 168H163V167H162ZM162 168H160V169L157 168V169H158V170H161ZM29 169H30V168H29ZM54 169H55V168H54ZM126 169H127V168H126ZM163 169H164V168H163ZM163 169H162V170H163ZM177 169H179V168H177ZM188 169L191 170L192 168H188ZM10 170H11V169H10ZM74 170H75V169H74ZM77 170H78V169H77ZM136 170H137V169H136ZM140 170H141V169H140ZM142 170H143V169H142ZM145 170L148 171L147 169H145ZM145 170H144V172H145ZM162 170H161V171H162ZM180 170H182V172H181V174H182V173H183V168L180 169ZM246 170H247V169H246ZM19 171H20V170H19ZM41 171H42V170H41ZM177 171H178V170H177ZM184 171H185V168H184ZM186 171H187V170H186ZM209 171H210V170H209ZM21 172H22V171H21ZM54 172H55V171H54ZM136 172H139V171H136ZM142 172H143V171H142ZM149 172H150V171H149ZM149 172H148V173H149ZM179 172H180V171H179ZM220 172H221V171H220ZM0 173H1V172H0ZM30 173H31V171H30ZM57 173H58V172H57ZM120 173H121V172H120ZM127 173H128V172H127ZM148 173H147V175H148ZM150 173H151V172H150ZM156 173H157V172H155V175H156ZM159 173H160V172H158V174H159ZM168 173H169V172H168ZM175 173H176V172H175ZM184 173H185V172H184ZM190 173H191V172H190ZM190 173H189V174H190ZM194 173H195V172H194ZM8 174H9V173H8ZM16 174H17V173H16ZM16 174H15V175H16ZM19 174H21V173H19ZM22 174H23V173H22ZM24 174H25V173H24ZM28 174H29V172H28ZM31 174H32V173H31ZM33 174H34V173H33ZM42 174H43V173H42ZM44 174H45V173H44ZM141 174H142V173H141ZM145 174H146V172H145ZM152 174H154V173H152ZM195 174H196V173H195ZM227 174H229V173H227ZM249 174H250V173H249ZM1 175H2V174H1ZM5 175H7V174H5ZM11 175H12V173H11ZM26 175H27V172H26ZM37 175H38V174H37ZM126 175H127V174H126ZM147 175H146V176H147ZM149 175H151V174H149ZM163 175H164V174H163ZM179 175H180V173H179ZM182 175H183V174H182ZM191 175H193V174H191ZM191 175H190V176H191ZM3 176H4V175H3ZM18 176H19V175H18ZM27 176H28V178H29V175H27ZM27 176H26V178H27ZM44 176H45V175H44ZM117 176H118V175H117ZM159 176H160V175H159ZM180 176H181V175H180ZM224 176H225V175H224ZM226 176H227V175H226ZM230 176H231V175H230ZM9 177H10V176H9ZM14 177H15V176H14ZM14 177H13V178H14ZM16 177H17V175H16ZM16 177H15V178H16ZM20 177H21V176H20ZM41 177H42V176H41ZM133 177H134V175H133ZM142 177H143V176L141 175V178H142ZM148 177H149V176H148ZM153 177H156V176L153 175ZM162 177H163V176H162ZM176 177L179 178L178 175H177ZM176 177H175V178H176ZM187 177H188V176H187ZM191 177H192V176H191ZM207 177H208V176H207ZM227 177H228V176H227ZM252 177H253V176H252ZM4 178H5V177H4ZM17 178H18V177H17ZM118 178H119V177H118ZM131 178H132V176H131ZM141 178H140V180H141ZM175 178H174V179H175ZM210 178H211V177H210ZM230 178H231V177H230ZM250 178H251V177H250ZM5 179H6V180H5V184H6V183L9 184L10 182L7 180L8 178L6 177ZM9 179L11 180L12 178H9ZM18 179H19V178H18ZM23 179H24V178H23ZM33 179H35V178H33ZM38 179H39V177H38ZM54 179H55V178H54ZM54 179H53V180H54ZM62 179H63V178H62ZM123 179H124V178H123ZM138 179H139V178H138ZM143 179H144V181H143V180H141V181L145 182V181H146L145 177H143ZM147 179H148V178H147ZM156 179H157V178H156ZM174 179H173V181H174ZM191 179H192V178H191ZM191 179H190V180H191ZM235 179H236V178H235ZM251 179H252V178H251ZM3 180H4V179H3ZM20 180H21V179H20ZM27 180H29V179H26V181H27ZM35 180H36V179H35ZM121 180H122V179H121ZM149 180H150V179H149ZM149 180L147 181L148 183H149ZM153 180H155V178H154ZM159 180H161V179H159ZM192 180H194V179H192ZM192 180H191V181H192ZM228 180H229V179H228ZM253 180H254V179H253ZM6 181H8V182H6ZM21 181H22V180H21ZM36 181H37V180H36ZM118 181H119V180H118ZM141 181H140V182H141ZM166 181H167V180H166ZM173 181H172V182H173ZM191 181H190V186H191ZM194 181H195V180H194ZM213 181H214V180H213ZM232 181H233V180H232ZM66 182H67V181H66ZM72 182H73V181H72ZM135 182H136V181H135ZM169 182H171V181H169ZM172 182H171V183H172ZM202 182H203V181H202ZM223 182H224V181H223ZM227 182H228V181H227ZM0 183H3V182H0ZM11 183H12V182H11ZM13 183H14V182H13ZM13 183H12V185L10 184V186H13ZM16 183H17V182H16ZM18 183H19V182H18ZM26 183H27V182H26ZM114 183H115V182H114ZM137 183H138V182H136V184H137ZM151 183H152V186H154L152 180H151ZM164 183H166V182H164ZM164 183H163V184H164ZM167 183H168V182H167ZM175 183H176V182H175ZM178 183H179V182H178ZM186 183H187V182H186ZM194 183H195V182H194ZM198 183H199V182H198ZM221 183H222V182H221ZM228 183H229V182H228ZM252 183H253V182H252ZM259 183H260V182H259ZM262 183H264V182H262ZM5 184H4V185H5ZM36 184H37V183L35 182V185H36ZM47 184H48V183H47ZM90 184H91V183H90ZM119 184H120V183H119ZM122 184H123V183H122ZM138 184H139V183H138ZM141 184H142V183H141ZM156 184H157V183H156ZM158 184L160 185V183H158ZM172 184H173V183H172ZM188 184H189V183H188ZM192 184H193V183H192ZM196 184H197V183H195V185H196ZM203 184H205V183L203 182ZM203 184H202V185H203ZM229 184H230V183H229ZM234 184H235V183H234ZM234 184H233V185H234ZM254 184H255V183H254ZM15 185H17V184H15ZM53 185H54V184H53ZM108 185H109V184H108ZM134 185H135V184H134ZM199 185H200V184H199ZM219 185H220V184H219ZM224 185H225V182H224ZM227 185H228V184H227ZM230 185H231V184H230ZM235 185H236V184H235ZM2 186H3V185H2ZM2 186H1V187H2ZM5 186H6V185H5ZM93 186H94V185H93ZM93 186H92V187H93ZM124 186H125V185H124ZM136 186H137V185H136ZM146 186H148V185H146ZM190 186H189V187H190ZM196 186H198V184H197ZM200 186H201V185H200ZM200 186H198L199 189H201ZM204 186H205V185H204ZM204 186H203V187H204ZM206 186L209 187V185H206ZM210 186H211V185H210ZM217 186H218V185H217ZM8 187H9V186H8ZM51 187H52V186H51ZM54 187H55V186H54ZM62 187H63V186H62ZM82 187H83V186H82ZM128 187H129V185H128ZM138 187H139V186H138ZM138 187H136V188H138ZM141 187H142V186H140V188H141ZM192 187H193V185L191 186V188H192ZM214 187H215V185H214ZM223 187H224V186H223ZM232 187H233V186H232ZM234 187H235V186H234ZM246 187H247V186H246ZM15 188H16V187H15ZM78 188H79V187H78ZM96 188H97V187H96ZM142 188H143V187H142ZM171 188H172V187H171ZM173 188H174V187H173ZM175 188L179 189V188H178V184H177V187H175ZM175 188H174V189H175ZM193 188H195V186H194ZM229 188H231V187H229ZM8 189H9V188H8ZM10 189H11V187H10ZM10 189H9V190H10ZM19 189H22V188H19ZM46 189H47V188H46ZM49 189H50V188H49ZM49 189H48V190H49ZM51 189H52V188H51ZM80 189H81V188H80ZM117 189H118V188H117ZM117 189H116V190H117ZM133 189H134V188H133ZM147 189H148V188H147ZM151 189H152V188H151ZM180 189H181V188H180ZM239 189H240V188H239ZM14 190H15V189H14ZM25 190H26V189H25ZM44 190H45V189H44ZM190 190H191V189H190ZM196 190H197V189H196ZM212 190H214V189H212ZM212 190H210V191H212ZM222 190H224V189H222ZM251 190H252V188H251ZM17 191H18V190H17ZM21 191H22V190H21ZM68 191H69V190H68ZM97 191H98V190H96V192H97ZM130 191H133V190H130ZM136 191H137V190H136ZM178 191H179V190H178ZM187 191H188V190H187ZM201 191H202V189H201ZM214 191H215V190H214ZM11 192H12V190H11ZM18 192H19V191H18ZM23 192H24V191H23ZM60 192H61V191H60ZM92 192H93V191H92ZM125 192H126V191H125ZM128 192H129V191H128ZM138 192H139V191H138ZM138 192H137V193H138ZM189 192H190V191H189ZM197 192H198V190H197ZM203 192H204V190H203ZM212 192H213V191H212ZM212 192H211V193H212ZM0 193H1V192H0ZM8 193H9V191H8ZM15 193L17 194V192H15ZM24 193H25V192H24ZM26 193H27V192H26ZM28 193H29V192H28ZM36 193H37V192H36ZM39 193H40V192H39ZM50 193H51V192H50ZM68 193H69V192H68ZM82 193H83V192H82ZM148 193H149V192H148ZM165 193H166V192H165ZM179 193H180V192H179ZM215 193H216V192H215ZM12 194H13V192H12ZM22 194H23V193H22ZM69 194H70V193H69ZM118 194H119V192H118ZM118 194H117V195H118ZM126 194H129V193L126 192ZM135 194H136V193H135ZM135 194H134V195H135ZM166 194H168V193H166ZM170 194H171V193H170ZM181 194H182V193H181ZM181 194H180V195H181ZM209 194H210V193H209ZM228 194H229V192H228ZM232 194H233V193H232ZM24 195H25V194H24ZM24 195H22V198H23ZM35 195H36V194H35ZM54 195H55V193H54ZM56 195H57V193H56ZM105 195H106V194H105ZM115 195H116V194H115ZM124 195H125V194H124ZM182 195H183V194H182ZM204 195H205V193H204ZM207 195H208V194H207ZM212 195H214V194H212ZM18 196H19V195H18ZM18 196H16V197H18ZM20 196H21V195H20ZM59 196H60V194H59ZM91 196H93V195H91ZM91 196H90V197H91ZM164 196H165V195H164ZM183 196H186V195H183ZM187 196H188V195H187ZM205 196H206V195H205ZM210 196H211V195H210ZM221 196H222V195H221ZM229 196H230V195H229ZM241 196H242V195H241ZM12 197H14V196L12 195ZM52 197H53V196H52ZM68 197H69V196H68ZM76 197H77V196H76ZM82 197H83V196H82ZM84 197H85V196H84ZM93 197H94V196H93ZM93 197H92L91 199H94V200H95V197H96V196H95L94 198H93ZM99 197H101V196H99ZM111 197H112V196H111ZM114 197H115V196H114ZM118 197H119V195H118ZM121 197H122V196H121ZM126 197H127V195H126ZM136 197H138V194H137ZM136 197H135V198H136ZM142 197H143V196H142ZM159 197H163L162 194H161V196H159ZM159 197H157L158 200L160 199ZM171 197H172V196H171ZM247 197H248V196H247ZM3 198H4V196H3ZM71 198H72V196H71ZM102 198H103V197H102ZM102 198H100V199H102ZM146 198H147V197H146ZM172 198H174V197H172ZM180 198H182V197H180ZM1 199H2V198H1ZM36 199H38V198H36ZM53 199H54V198H53ZM55 199H56V198H55ZM119 199H120V198H119ZM123 199H125V198H123ZM128 199H129V198H128ZM128 199H127V200H128ZM144 199H145V198H144ZM184 199H185V198H184ZM184 199H183V200H184ZM186 199H187V198H186ZM23 200H24V199H23ZM39 200H40V199H39ZM58 200H59V199H58ZM81 200H82V199H81ZM98 200H99V199H98ZM112 200H114V199H112ZM125 200H126V199H125ZM125 200H124V201H125ZM127 200H126V201H127ZM131 200H132V198L130 199V201H131ZM147 200H148V199H147ZM149 200H151V199H149ZM158 200H157V201H158ZM180 200H181V199H180ZM191 200H192V199H189V201H191ZM229 200H230V199H229ZM36 201H37V200H36ZM56 201H57V200H56ZM56 201H55V203H56ZM75 201H76V200H75ZM96 201H97V200H96ZM96 201H95V202H96ZM144 201L146 202V199H145ZM231 201H233L232 198H231ZM260 201L262 202L261 199H260ZM9 202H10V201H9ZM37 202H38V201H37ZM62 202H63V201H62ZM69 202H70V201H69ZM90 202H91V201H90ZM180 202H181V201H180ZM191 202H192V201H191ZM194 202H195V201H193L192 204H194ZM226 202H228V201H226ZM229 202H230V201H229ZM27 203H28V202H27ZM70 203H71V202H70ZM79 203H80V202H79ZM85 203H86V201H85ZM99 203H102V202H99ZM99 203H98V204H99ZM103 203H104V202H103ZM111 203H113V202H110V206H111ZM114 203L116 204V203H118V202H114ZM114 203H113V204H114ZM119 203H121V202H119ZM161 203H162V202H161ZM169 203H170V202H169ZM182 203H184V201H183ZM182 203H181V205H182ZM212 203H214V202H212ZM1 204H2V203H1ZM35 204H36V203H35ZM42 204H43V203H42ZM48 204H50V203H48ZM60 204H62V203H60ZM98 204H97V205H98ZM125 204H127V203H125ZM144 204H145V203H144ZM148 204H150V205H148V208L145 207L147 210L150 209L149 207H151V204H152V203H150V202L148 201ZM177 204H179V203H177ZM186 204H187V203H186ZM227 204H228V203H227ZM234 204H235V203H234ZM242 204H243V203H242ZM261 204H262V203H261ZM19 205H20V204H19ZM67 205H68V204H67ZM75 205H76V204H75ZM84 205H85V204H84ZM87 205H89V204H87ZM92 205H93V204H92ZM102 205H103V204H102ZM116 205H117V204H116ZM119 205H120V204H118V206H119ZM122 205L125 206L124 204H122ZM129 205H131V204H129ZM145 205H147V204H145ZM145 205H144V206H145ZM224 205H225V204H224ZM46 206H47V204H46ZM53 206H54V205H53ZM64 206H65V205H64ZM70 206H71V205H70ZM89 206H90V205H89ZM94 206H95V205H94ZM114 206H115V205H114ZM127 206H128V205H127ZM139 206H140V205H139ZM141 206L144 207L142 204H141ZM157 206H158V205H157ZM253 206H254V205H253ZM18 207H20V206H18ZM48 207H49V206H48ZM48 207H47V208H48ZM51 207H52V206H51ZM66 207H68V206H66ZM66 207H65V209H68V208H66ZM72 207H73V206H72ZM72 207H71V208H72ZM100 207H101V206H100ZM100 207H99V208H100ZM115 207H116V206H115ZM125 207H126V206H125ZM125 207H124V208H125ZM128 207H129V206H128ZM130 207H131V206H130ZM136 207H137V205H136ZM142 207H141V208H142ZM178 207H180V204H179ZM182 207H183V206H182ZM237 207H238V206H237ZM244 207H245L246 211H247L249 208H250V210H251V207H249V208H248V206H247V207L244 206ZM255 207H256V206H255ZM1 208H2V207H1ZM40 208H41V206H40ZM40 208H39V209H40ZM63 208H64V207H63ZM69 208H70V207H69ZM122 208H123V207H121L120 210H121ZM126 208H127V207H126ZM163 208H164V207H163ZM167 208H168V207H167ZM167 208H166V209H167ZM247 208H248V209H247ZM259 208H260V207H259ZM35 209H36V208H35ZM76 209H77V208H76ZM86 209H87V207H86ZM89 209H90V208H89ZM97 209H98V208H97ZM97 209H95V211H96ZM116 209H118V207H117ZM116 209H115V210H116ZM138 209H139V208H138ZM138 209H137V210H138ZM153 209H155V208L153 207ZM181 209H182V208H181ZM227 209H228V208H227ZM242 209L245 210L244 208H242ZM242 209H241V210H242ZM40 210H41V209H40ZM47 210H48V209H46V211H47ZM68 210L70 211V209H68ZM81 210H83V209L81 208ZM84 210H85V209H84ZM98 210H100V209H98ZM101 210H102V209H101ZM115 210H114V211H115ZM125 210H126V209H125ZM141 210H142V209H140V213H141ZM147 210L145 211V213L147 212ZM160 210H161V209H160ZM168 210H169V209H168ZM168 210H166V211H168ZM208 210H209V209H208ZM213 210H214V208H213ZM243 210H242V212H243ZM250 210H248V211H250ZM1 211H2V209H1ZM35 211H36V210H35ZM46 211L43 210L44 213H45ZM54 211H55V210H54ZM75 211H76V210H75ZM75 211H74V212H75ZM78 211H79V210H78ZM89 211H92V210H89ZM107 211H110V210H107ZM122 211H123V210H122ZM130 211H131V210H130ZM142 211L144 212V210H142ZM153 211H154V210H153ZM155 211H156V210H155ZM155 211H154V212H155ZM163 211H164V210H163ZM210 211H211V209H210ZM237 211H238V210H237ZM246 211H245V212H246ZM248 211H247V212H248ZM4 212H5V211H4ZM12 212H13V211H12ZM12 212H11V213H12ZM23 212H25V211H23ZM37 212H38V211H37ZM37 212H35V213H37ZM40 212H42V210H41ZM43 212H42V214H44ZM64 212H65L64 214L67 215V214H66L67 211H64ZM103 212H104V211H102V213H103ZM115 212H116V211H115ZM137 212H138V211H137ZM156 212H157V211H156ZM159 212H160V211H159ZM161 212H162V211H161ZM168 212H169V211H168ZM235 212H236V211H235ZM79 213H80V212H79ZM81 213H82V212H81ZM91 213L94 214L95 212H91ZM104 213H107V212H104ZM209 213H210V212H209ZM232 213H233V212H232ZM236 213H237V212H236ZM236 213H235V214H236ZM240 213H241V212H240ZM21 214H22V213H21ZM37 214H38V213H37ZM37 214H35L34 216H36ZM42 214H41V215H42ZM48 214H49V213H48ZM86 214H89V213H86ZM98 214H101V211H100V213H98ZM113 214H114V213H113ZM113 214H111V215H113ZM117 214L119 215L120 213H117ZM138 214H139V212H138ZM148 214H149V213H148ZM156 214H157V213H156ZM181 214H182V213H181ZM206 214H207V213H206ZM213 214H214V213H213ZM216 214H217V213H216ZM216 214H215V215H216ZM244 214H245V213H244ZM39 215H40V214H39ZM71 215H73V214H70V216H71ZM76 215H77V213H76ZM79 215H80V214H79ZM79 215H78V216H79ZM102 215H103V214H102ZM107 215H110V214L108 213ZM115 215H116V214H115ZM118 215H117L116 218L113 216V218L117 219V218H118ZM125 215H126L125 217H127V214H125ZM129 215H130V213H129ZM135 215H136V214H135ZM140 215H141V214H140ZM140 215H139V216H140ZM146 215H147V214H146ZM150 215H151V214H150ZM165 215H166V214H165ZM179 215H180V214H179ZM179 215H178V216H179ZM195 215H196V214H195ZM236 215H237V214H236ZM257 215H258V214H257ZM44 216H46V214H45ZM73 216H74V215H73ZM84 216H85V215H84ZM95 216H96V215H95ZM131 216H133V215H131ZM137 216H138V215H137ZM143 216H145V215L143 214ZM169 216H170V215H169ZM225 216H226V215H224L222 218L225 219ZM237 216H238V215H237ZM30 217H32V216H30ZM39 217H41V216H39ZM39 217H38V218H39ZM42 217H43V216H42ZM67 217H69V215H67ZM71 217H72V216H71ZM90 217H92V216H90ZM90 217H89V218H90ZM102 217H103V216H102ZM122 217L125 218L124 216H122ZM141 217H142V216H141ZM150 217H151V216H150ZM156 217H157V216H156ZM162 217H164V214H163ZM179 217H180V216H179ZM200 217H201V216H200ZM226 217H227V216H226ZM15 218H16V215H15ZM32 218H33V217H32ZM78 218H79V217H78ZM93 218H94V217H93ZM93 218H91V219H93ZM104 218H105V217H104ZM106 218H107V217H106ZM119 218H120V217H119ZM143 218H144V217H143ZM143 218H142V219H143ZM147 218H148V217H147ZM147 218H146V220H147ZM151 218H152V217H151ZM158 218H159V217H158ZM177 218H178V217H177ZM181 218H182V216H181ZM181 218H180V219H181ZM197 218H199V216H198ZM197 218H196V219H197ZM222 218H221V220H222ZM239 218H240V217H239ZM239 218H238V219H239ZM16 219H17V218H16ZM34 219H37V217L34 218ZM65 219H66V218H65ZM68 219H69V218H68ZM73 219H75V217H74ZM85 219H86V218H85ZM91 219H90V220H91ZM132 219H133V217H132ZM138 219H139V218H138ZM142 219H141V220H142ZM149 219H150V218H148V221H149ZM173 219H174V218H173ZM180 219H179V220H180ZM191 219H192V218H191ZM227 219H228V218H227ZM231 219H232V218H231ZM20 220H21V219H20ZM20 220H19V222H20ZM75 220H76V219H75ZM100 220H101V218H100ZM136 220H137V219H136ZM156 220H157V219H156ZM170 220H172V218H171ZM179 220H178V221H179ZM221 220H220V221H221ZM241 220L243 221V218H242ZM22 221H23V220H22ZM29 221H31V218H30ZM38 221H40V220H38ZM82 221H83V220H82ZM104 221H105V220H104ZM107 221H108V220H107ZM112 221H113V220H112ZM114 221H115V220H114ZM129 221H130V219H129ZM137 221H138V220H137ZM137 221H136V222H137ZM151 221H153V220L151 219ZM172 221H173V220H172ZM247 221H248V220H247ZM34 222H36V221L34 220ZM92 222H93V221H92ZM92 222H91V223H92ZM99 222H100V221H99ZM109 222H111L110 219H109ZM119 222H120V221H119ZM157 222H158V221H157ZM163 222H164V220H163ZM163 222H162V223H163ZM198 222H199V221H198ZM227 222H228V220H227ZM227 222H226V225H224V226L229 228L230 225L227 224ZM239 222H240V220H239ZM249 222H250V221H249ZM1 223H2V222H1ZM5 223H6V222H5ZM8 223H11V222H8ZM8 223H7V224H8ZM85 223H86V222H85ZM111 223H112V222H111ZM111 223H110V224H111ZM124 223H125V222H124ZM138 223H139V222H138ZM159 223H161V222H159ZM169 223H171V222H169ZM169 223H168V224H169ZM192 223H193V220H192ZM192 223H190V224H192ZM210 223H211V221L208 222V217H207L206 224L209 225ZM217 223H218V222H216V225H217ZM220 223H221V222H220ZM220 223H219V224H220ZM228 223H229V222H228ZM230 223H231V222H230ZM259 223H260V222H259ZM42 224H43V223H42ZM89 224H90V223H89ZM125 224H126V223H125ZM125 224H124V225H125ZM134 224H137V223H134ZM134 224H129V226L134 225ZM142 224H143V221H142ZM190 224L188 223L187 225H190ZM195 224H196V225H198V224L203 225V224H201V223H195ZM195 224L193 223V225H195ZM221 224H222V223H221ZM224 224H225V223H224ZM233 224H234V223H233ZM236 224L238 225L237 222H236ZM239 224H240V223H239ZM241 224H242V222H241ZM241 224H240V225H241ZM262 224H263V223H262ZM5 225H6V224H5ZM30 225H32V224H30ZM101 225H102V224H101ZM119 225H120V224H119ZM119 225H118V226H119ZM122 225H123V222H122ZM122 225H121V226H122ZM144 225H146V224H144ZM147 225H149V224H147ZM147 225H146V228L148 227ZM157 225H158V223H157ZM173 225H174V224H173ZM175 225H177V224L175 223ZM196 225H195V226H196ZM200 225L198 226V228L200 227ZM227 225H229V226H227ZM237 225H236V226H237ZM243 225H244V224H243ZM243 225H242V226H243ZM252 225H253V224H252ZM252 225H251V226H252ZM6 226H8V225H6ZM12 226H13V225H12ZM47 226H48V225H47ZM104 226H105V224H104ZM104 226H103V227H104ZM121 226H120V227H121ZM161 226H162V225L159 226V230L162 231L163 226H162V228H161ZM170 226H171V225H170ZM206 226H207V225H206ZM206 226H205V227H206ZM238 226H239V225H238ZM261 226H262V225H261ZM261 226H260V229L263 227V226H262V227H261ZM19 227H20V226H19ZM73 227H74V226H73ZM101 227H102V226H101ZM101 227H99V228H101ZM126 227H127V226H126ZM126 227H123L124 230H125V232H126V229H125ZM132 227H133V226H132ZM134 227H135V226H134ZM134 227H133V228H134ZM150 227H151V226H150ZM166 227H168V225H167ZM171 227H172V226H171ZM171 227H170V230H171ZM188 227H189V226H188ZM214 227H215V226H214ZM225 227H224V229H225ZM239 227H240V226H239ZM244 227H246V226L244 225ZM254 227H255V226H254ZM44 228H45V227H44ZM81 228H82V227H81ZM83 228H84V226H83ZM91 228H92V227H91ZM93 228H94V227H93ZM112 228H113V227H112ZM148 228H149V227H148ZM151 228H153V230H154V227H151ZM160 228H161V229H160ZM174 228H175V227H174ZM189 228H190V227H189ZM191 228H192V227H191ZM196 228H197V227H196ZM200 228H201V227H200ZM207 228H210V227L208 226ZM242 228H243V227H242ZM251 228H252V227H251ZM18 229H20V228H18ZM95 229H96V228H95ZM95 229H94V230H95ZM97 229H98V228H97ZM97 229H96V230H97ZM127 229H129V228L127 227ZM138 229H139V228H138ZM140 229H141V228H140ZM142 229H143V228H142ZM168 229H169V228H168ZM193 229H194V227H193ZM202 229H203V226H202ZM212 229H213V228H212ZM240 229H241V228H240ZM61 230H62V228H61ZM61 230H59V231H61ZM89 230H90V229H89ZM119 230H120V229H119ZM119 230H118V231H119ZM132 230H133V229H132ZM135 230H137V228L134 229V231H135ZM144 230H145V228H144ZM148 230H149V229H148ZM157 230H158V229H157ZM159 230H158V231H159ZM163 230H165V229H163ZM170 230H169V231H170ZM179 230H180V229H179ZM209 230H210V229H209ZM228 230L231 231V229H227V231H228ZM232 230H234V229H232ZM59 231H58V233H61V232H59ZM98 231H100V230H98ZM118 231H117L116 233H118ZM121 231H122V229H121ZM141 231H142V230H141ZM141 231H139V233H140ZM149 231L151 232V230H149ZM161 231H159V232L162 233ZM171 231H172V230H171ZM189 231H190V230H189ZM193 231H194V230H193ZM195 231H197V230L195 229ZM210 231H211V230H210ZM224 231H225V230H224ZM230 231H229L228 233H230ZM237 231H238V230H237ZM251 231H253V230L251 229ZM20 232H21V231H20ZM36 232H37V231H36ZM129 232H130V231H129ZM129 232H128L129 235H128V236L126 235L127 237L130 236V233H129ZM143 232H145V231H143ZM143 232H142V233H143ZM152 232H153V231H152ZM165 232L169 233L168 231H165ZM165 232H163V233H165ZM176 232H177V231H176ZM176 232H174V234H177ZM181 232H182V231H180V233H181ZM190 232H191V231H190ZM197 232H198V231H197ZM212 232H213V231H211V232L209 233V231H207V233H209V234H211V235H212ZM225 232H226V231H225ZM246 232H248V229H247ZM249 232H250V231H249ZM77 233H78V232H77ZM107 233H108V232H106V234H107ZM113 233H114V232H113ZM116 233H114V237H117V239H118V235H115ZM132 233H133V232H132ZM136 233H138V232H136ZM136 233H134V234L137 236ZM139 233H138V234H139ZM145 233H146V232H145ZM153 233H154V232H153ZM155 233H156V232H155ZM155 233H154V234H155ZM167 233H165V234H167ZM182 233H183V232H182ZM187 233H189V232H187ZM205 233H206V232H205ZM205 233H204V236H205ZM216 233H217V232H216ZM69 234H70V233H69ZM81 234H82V233H81ZM94 234H95V233H94ZM121 234H122V233H121ZM134 234H132L131 237H132ZM150 234H151V233H150ZM150 234H149V235H150ZM169 234H171V232H170ZM172 234H173V233H172ZM195 234H196V233H195ZM219 234H220V233H219ZM222 234H224V235L226 236L227 232H226V233H222ZM3 235H4V234H3ZM15 235H16V234H15ZM60 235H63V234H60ZM60 235H59V236H60ZM89 235H90V234H89ZM91 235H92V234H91ZM91 235H90L89 237H91ZM107 235L109 236V234H107ZM110 235H112V233H110ZM123 235H124V233H123ZM123 235H120V236H123ZM155 235H157V234H155ZM159 235H161V234H159ZM167 235H168V234H167ZM192 235H194V233L192 234V232H191L190 236H189V234H188L189 237H191ZM200 235H201V234H200ZM217 235H218V234H217ZM227 235H228V234H227ZM247 235H249V233H248ZM247 235H246V236H247ZM252 235H253V233H252ZM175 236L177 237V235H175ZM214 236L216 237V235H214ZM214 236H212L211 238H214ZM218 236H221V235H218ZM244 236H245V235H244ZM249 236H250V235H249ZM258 236H259V234H258ZM61 237H62V236H61ZM69 237L71 238L72 236H69ZM69 237H68V238H69ZM77 237H78V236H77ZM98 237H99V236H98ZM101 237H102V236H101ZM147 237L149 238L150 236H148V234H147ZM147 237L145 238L144 242H146V240L148 239ZM155 237H156V236H155ZM159 237H161V236H159ZM165 237H166V236H165ZM170 237H171V236H170ZM170 237H169V238H170ZM172 237H174V236H172ZM176 237H175V239H176ZM184 237H186L185 234H184ZM192 237H194V236H192ZM196 237H197V236H195V239H196ZM223 237H224V236H223ZM231 237H232V236H231ZM231 237H230V238H231ZM252 237H253V236H251V237H249V238L252 239ZM263 237H264V236H263ZM64 238H66V237H64ZM94 238H95V237H94ZM105 238H106V237H104L103 240H105ZM121 238H122V237H121ZM121 238H120V239H121ZM153 238H154V237H153ZM156 238H157V237H156ZM163 238H164V237H162V239H163ZM187 238H188V237H187ZM200 238H201V236H200ZM211 238H210V240L213 241V243H214L213 245H215V246H213V247H214V250L218 249V250H216L215 253L209 254V253L207 252V251H208L207 246L204 245L205 249H203V250L206 251V252H204V251H203V253L201 252L202 254H200V257H198V258H194V256H193V258H190V260L188 261V260L185 259L186 256H184V260H185V261H183L182 263H181V262L179 263V262H177V261H178L180 258H178L176 261H174V263H176V264H178V263H179V264H219L220 262H218V259H217V257H216V256H217L216 253H217L218 251H220V250H221V251H222V250L228 251V250L232 249V248L235 246V244L237 243L236 241L238 240L237 237H236V238H235V237H232V238H234L236 241L233 240V239L229 240V239H230L229 237H228V238L225 237L224 241L221 242V243H219V242H218L219 240L214 239V240H216V241H214V240H212ZM216 238H217V237H216ZM218 238H219V237H218ZM238 238H239V237H238ZM249 238H248V239H249ZM77 239H78V238H77ZM101 239H102V238H101ZM114 239H115V238H114ZM132 239H133V238H132ZM132 239L129 238V240H132ZM135 239H136V237H135ZM143 239H144V238H143ZM154 239H155V238H154ZM173 239H174V238H173ZM178 239H179V238H178ZM193 239H194V238H192V240H193ZM219 239H221V237H220ZM239 239H240V238H239ZM244 239H247V237L244 238ZM251 239H249V240H251ZM62 240H63V239H62ZM84 240H85V239H84ZM93 240H94V239H93ZM103 240H102V241H103ZM112 240H113V239H112ZM112 240H110V241H112ZM115 240H116V239H115ZM121 240H123V239H121ZM125 240H127V239H124L123 241L125 242ZM151 240H152V239H149V241H151ZM167 240H168V236H167ZM182 240H183V239H182ZM185 240H186V239H185ZM185 240H184V241H185ZM189 240H190V239H189ZM205 240H206V239H205ZM207 240H208V239H207ZM207 240H206V241H207ZM222 240H223V238H222ZM232 240H233V241H232ZM241 240H242V239L238 240V243H237V244H239V242H240ZM96 241H98V240H96ZM96 241H95V242H96ZM110 241L108 242V239H107L106 242H108V243L110 244ZM116 241H117V240H116ZM116 241H115V242H116ZM127 241H128V240H127ZM142 241H143V240H142ZM149 241H148V243H149ZM170 241H171V238H170ZM172 241L174 242V240H172ZM172 241H171V243H172ZM180 241H181V239H180ZM203 241H204V240H203ZM211 241H209V242H211ZM243 241H244V240H243ZM243 241H242L241 243H244V244H241V245L239 244V245L242 247V249H243L244 251H243V250H242V251L240 250L241 252H238L237 257H236V256H230V258H229V260L227 261V263H226V262H225V263H226V264H261V262H260V260H259V258H258L257 255H255L254 257H253V256H250V257H253V260H252L251 263L248 261V259L245 257V250H246V247H247V246H245V245H246L245 243H246L247 241H246V242H243ZM258 241H259V240H258ZM262 241H263V240H262ZM262 241H260V242H261V245H262V243H263ZM65 242H66V241H65ZM67 242H68V241H67ZM67 242H66V243H67ZM71 242H73V241H70V243H71ZM112 242H113V241H112ZM128 242H129V241H128ZM168 242H169V241H168ZM175 242H176V241H175ZM178 242H179V241H178ZM178 242L176 243V244H177V248H178L179 243H180V242H179V243H178ZM186 242H188V241L186 240ZM186 242L183 244L182 241H181V244H180L181 247H182V244H183V246H184V245H188V243L186 244ZM190 242L192 243L193 241H190ZM194 242H195V241H194ZM207 242H208V241H207ZM207 242H204V243H207ZM248 242H249V241H248ZM256 242H257V240H256ZM46 243H47V242H46ZM84 243H85V242H84ZM86 243H87V242H86ZM86 243H85V244H86ZM89 243H90V242H88V244H89ZM100 243H101V241H100ZM100 243H99V244H100ZM103 243H104V242H103ZM117 243H119V241H117ZM120 243H121V242H120ZM125 243H126V242H125ZM135 243H136V241H135ZM148 243H147V244H148ZM171 243H170V245H171ZM197 243H198V244H196V245H199L200 242L198 241ZM257 243H258V242H257ZM257 243H256V244H257ZM61 244H62V243H61ZM81 244H82V243H81ZM92 244H93V243H92ZM101 244H102V243H101ZM121 244H122V243H121ZM127 244H128V243H127ZM127 244H126V245H127ZM129 244H133V242H131V243H129ZM140 244H142V243H140ZM147 244L144 245V246H148ZM167 244H168V243H167ZM201 244H202V242H201ZM201 244L199 245L198 248H200ZM57 245H58V244H57ZM64 245H65V244H63L62 246H64ZM71 245H72V243H71ZM71 245H70V247H71ZM73 245H74V244H73ZM77 245H78V244H77ZM79 245H80V244H79ZM82 245H83V244H82ZM93 245H94V244H93ZM111 245L114 246L113 244H111ZM196 245H194V246H196ZM202 245H203V244H202ZM253 245H254V244H253ZM48 246H49V245H48ZM50 246H51V245H50ZM58 246H61V245H58ZM58 246H57V248H58ZM65 246H66V245H65ZM83 246H84V245H83ZM101 246H102V249H105V248L107 247V246H106V247L104 248V247H103L104 244L101 245ZM101 246L98 247V249H99V248L101 249ZM123 246L125 247V244H123ZM129 246H130V245H129ZM135 246H136V245H135ZM141 246H143V245H141ZM144 246H143V247H144ZM173 246H174V244H173ZM258 246H260V244H259ZM78 247H79V246H78ZM78 247L76 246V248H74V246H73L72 248H73L74 251H75V249H77ZM92 247H93V246H92ZM126 247H128V246H126ZM143 247H141L142 249H140V251L143 250ZM215 247H216V249H215ZM63 248H65V247H63ZM63 248H62V249H63ZM68 248H69V247H67V249H68ZM72 248H71V249H72ZM109 248L111 249V247H109ZM145 248H146V247H145ZM167 248H168V246H167ZM175 248H176V245L174 246V248H171V246H170V248H168V249H175ZM201 248H202V247H201ZM53 249H55V247H53ZM53 249H52V250H53ZM58 249H59V248H58ZM62 249H60V250L62 251ZM71 249L69 248V251H70V252L68 251V254H72V253H71ZM81 249H82V248H81ZM86 249H87V248H86ZM86 249H85V250H86ZM96 249H97V248H96ZM98 249H97V250H98ZM107 249H108V248H107ZM110 249H109V250H110ZM114 249H117V250H118V247H117V248L115 247ZM132 249H133V250H134V249L137 250V248H132ZM183 249H184V248H183ZM187 249H188V248H187ZM254 249H255V251H256V253H257L258 250H256V247H254ZM257 249H258V247H257ZM52 250H51V252H52ZM85 250L82 249V251H84V252H85ZM91 250H92V248H91ZM109 250H108V251H109ZM117 250H116V251H117ZM120 250L124 251V250L122 249V246H121V249H119V251H120ZM145 250H146V249H145ZM145 250L143 251L144 253L141 255V256H143L142 259H141V258L139 259V258L137 257V254H138V253L134 252V253H136V256L133 258V260H135V261L133 262V260H130V259H129L130 257H127V261H129V262L132 261L131 264H170V263H169L170 261H169V262H168V260L165 261L164 254H165L166 252L162 254L161 252L155 250V252L149 254V252H145ZM147 250H148V249H147ZM181 250H182V249H181ZM188 250H189V249H188ZM198 250H199V249H198ZM200 250L202 251V249H200ZM58 251H59V250H58ZM64 251H65V250H64ZM88 251H90V250L88 249L87 252H88ZM98 251H99V250H98ZM111 251H114L113 248L111 249ZM119 251H118V252H119ZM122 251H121V255L123 256ZM183 251L186 252V250H183ZM190 251H191V250H190ZM190 251H189V252H190ZM77 252H80V254H84V253L81 252L80 250L77 251ZM94 252H95V251H94ZM103 252H104V251H103ZM105 252H107V250H106ZM118 252H117V253H118ZM171 252L174 253V252H176V251H171ZM177 252H178V251H177ZM177 252H176V253H177ZM179 252L181 253V251H179ZM222 252H223V251H222ZM222 252H221L220 254H222ZM253 252H254V250H253ZM60 253H61V252H60ZM92 253H93V252H92ZM100 253H101V250H100ZM113 253H114V252H113ZM117 253H116V254H117ZM128 253H129V250H128ZM131 253H132V251H131ZM131 253H130V255H131ZM139 253H142V252H139ZM192 253H193V251H192ZM218 253H219V252H218ZM9 254H10V253H9ZM54 254H56V253L54 252L53 255H54ZM58 254H59V253H58ZM63 254H64V253H63ZM65 254H66V252H65ZM86 254L91 255L90 253H86ZM86 254H85V256H87V257H85V258L87 259L89 256L86 255ZM94 254L97 255L98 253L96 252V253H94ZM105 254H106V253H105ZM107 254H108V253H107ZM107 254H106V255H107ZM169 254H170V252H169ZM182 254L184 255L185 253H182ZM261 254H262V253H261ZM72 255H73V254H72ZM72 255H71V258H72ZM102 255H103V254H102ZM102 255H101V256H102ZM112 255H113V257H114V256L116 257V255H114V254H112ZM128 255H129V254H128ZM132 255L134 256L135 254H132ZM162 255H163V256H162ZM185 255H186V254H185ZM187 255H190V256H191V252H190V254H189L188 251H187ZM192 255H193V254H192ZM197 255H198V254H197ZM197 255L195 254V256H197ZM233 255H234V254H233ZM251 255H252V254H251ZM253 255H254V254H253ZM262 255H263V254H262ZM9 256H10V255H9ZM73 256H74V255H73ZM99 256H100V254H99ZM118 256H119V255H118ZM118 256L116 257V258H118V262H117V263L114 262V259H116V258H114V259L112 260V262H111V261H110V262H111V263L114 262V264H119V263H121V262H119V261H120V258H119L120 256H119V257H118ZM122 256H121V258H122ZM133 256H132V257H133ZM165 256H166V255H165ZM173 256H174V254H173ZM226 256H227V258L229 257L228 255H226ZM263 256H264V255H263ZM14 257H15V256H14ZM52 257H53V256H52ZM55 257H56V256H55ZM58 257H59V256H58ZM66 257H67V254H66ZM78 257H79V256H78ZM108 257H109V256H108ZM111 257H112V256H111ZM132 257H131V258H132ZM168 257H169V256H168ZM174 257H176V256H174ZM181 257H182V256H181ZM232 257H235V258H232ZM11 258H12V257H11ZM15 258H16V257H15ZM63 258H64V257H63ZM67 258H68V257H67ZM71 258H68V260H69V259L71 260ZM79 258H80V257H79ZM79 258H78V259H79ZM91 258H93V256H91ZM104 258H105V257H103V259H104ZM123 258H124V260H126V258H125L124 256H123ZM169 258H170V257H169ZM171 258H173V257H171ZM171 258H170V259H171ZM9 259H10V257H9ZM13 259H14V258H13ZM58 259H59V258H58ZM76 259H77V258H76ZM78 259H77V260H78ZM93 259H94V258H93ZM95 259H96V258H95ZM95 259H94V260H95ZM99 259H101V258L99 257ZM103 259H102V261H103ZM174 259H176V258H174ZM174 259H172V260H174ZM181 259H182V258H181ZM181 259H180V260H181ZM56 260H57V258H56ZM66 260H67V259H66ZM66 260H65V262H68V260H67V261H66ZM80 260H81V259H80ZM80 260H79V261H80ZM89 260H90V257H89V259H88V262H89ZM94 260H91V262H93V264H96V263H94ZM96 260L100 262V260H98V258H97ZM96 260H95V261H96ZM180 260H179V261H180ZM9 261H11V260H9ZM54 261H55V260H54ZM60 261H61V260H60ZM74 261H75V260H74ZM97 261H96V262H97ZM121 261H123V260L121 259ZM187 261H188V262H187ZM55 262H56V261H55ZM57 262H58V260H57ZM69 262H70V261H69ZM88 262H87V263H88ZM91 262H90V264H92ZM104 262H105V260H104ZM184 262H185V263H184ZM8 263H9V262H8ZM13 263H14V262H13ZM58 263H59V262H58ZM63 263H64V261H63ZM85 263H86V262H85ZM85 263H84V264H85ZM87 263H86V264H87ZM101 263L103 264V262H101ZM101 263H97V264H101ZM174 263H173V264H174ZM2 264H3V263H2ZM67 264H68V263H67ZM88 264H89V263H88ZM121 264H122V263H121ZM127 264H128V262H127Z\"/></svg>","mask_w":264,"mask_h":264},{"label":"snow or ice","instance_id":"obj_3","mask_svg":"<svg viewBox=\"0 0 264 264\" xmlns=\"http://www.w3.org/2000/svg\"><path fill=\"white\" fill-rule=\"evenodd\" d=\"M17 7L19 6L18 5H5L3 8V13L0 14V22H3L5 26H7L11 10ZM51 7H54V6L49 5L47 3H36V4L31 5V8L35 10L34 16L40 17V18L46 17L47 10ZM261 8L264 9V0H262ZM262 22H264V18H262ZM249 55H251V53H249ZM261 60H262V74H264V27H262L261 29ZM261 111H262V114H264V98H262ZM262 123H264V117H262ZM262 135H264V132H262ZM147 247L149 251L153 249L159 252L173 251L172 249H168L167 242L159 237L151 240ZM261 252L264 253V243H262L261 245ZM42 264H47V262L46 261L42 262ZM261 264H264V260L261 261Z\"/></svg>","mask_w":264,"mask_h":264}]
</instances>
